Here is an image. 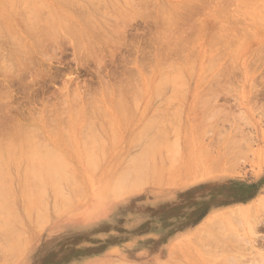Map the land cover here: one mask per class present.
Segmentation results:
<instances>
[{
    "label": "rangeland",
    "instance_id": "obj_1",
    "mask_svg": "<svg viewBox=\"0 0 264 264\" xmlns=\"http://www.w3.org/2000/svg\"><path fill=\"white\" fill-rule=\"evenodd\" d=\"M24 1L23 0H19V1L14 0V2H13V0H6V2H5V0H0V16H1V18H0V21H1L0 22V37H1L0 38V48L1 49L0 50H2V51H0V56L2 55V53H4V51L7 52V53L3 54L4 58H6V59L0 57V59L2 58V60H0V63L3 62L4 60H5L4 63L10 62L8 64L5 63L4 65H2V63L0 64L3 66V67L0 66V69H1V71H0V82L2 80V82L0 83V93L2 94V95L0 94V105H1L0 111L2 112V113L0 112V117H1L0 118V124H1L0 125L1 126L0 127V133L1 134L3 133L2 135H5V134L9 135V134L13 133V131L14 132L17 131L19 127L16 128L15 125L18 126V124H20V123H21L20 128H24V127L30 128L29 125H32L31 126L32 128H33V126L37 128L35 130V132H37L39 130V132L41 133V135H40V133H36V134H38L36 137V141L38 140L37 141L38 143L41 142L40 146H41V144H42V146H43V144H45V145L48 144L49 147L51 146L50 148H52V147L55 148L57 146H60V148H63V146H65L66 144L68 145L66 140H65L66 144L64 142V139L65 138L67 139V134H68L65 130L66 127H64L67 120H68L67 121L68 124L66 126H68L67 131L69 132V134H73V132L79 133L82 131L83 127H84L83 129H85V128L88 129V127H92L95 125L98 126L99 122H102L104 124L103 127L105 126V129H108V128L111 129V127H109L108 124L109 123L111 124L113 122L114 129L117 131V133H116V131H114V134H117L116 137L118 135H120V137L118 136V138L121 141H120V143H118L116 149L114 147L117 143H115L114 147L112 145L113 150H112V148L108 150V152L111 154L108 155V157L106 159V163L102 165L101 169L95 175V176H98V175L102 176L103 175L102 176L103 178L99 177V178H95V179H84V182H86V184H87L85 186L86 192L83 195L84 197L82 196L81 198H78L80 196L79 195L78 197H76V199L74 200V202L72 204H70L69 206H66L65 208H63L61 210H59L60 212L59 211L56 213L53 212L55 215L52 213V215H51L52 217L50 218L51 220L49 218H46V219H49V221L46 220L47 222H45V221L40 222L41 225H38V223H35L38 225L37 226L34 223L33 224L29 223V224L25 225L26 227L23 226L21 228L22 229V232H21L22 236L20 234H18L19 230L16 229V226L10 225L8 227V229H6L7 227L3 228L2 226H0V227H2L1 229H3V230L0 229V243H1L0 244V264H124V263L125 264H164V262H165V264H168V263L177 264L178 262L182 263V262L188 261L187 256H186L187 253H185V251H186L185 245L194 246L195 245L194 243L197 244L198 242L202 243L201 246L204 244L205 246L208 245V248L210 247L212 250L214 249L213 253H217L218 255H220V257L222 256V258H220L219 260L223 259L224 257H226V260H228L227 255L228 256L231 255V258H232V256H234L235 260H237V261H235V260H233L234 258H232L230 261L229 260L226 261V264H228L229 262H230V264H232V263L233 264H258V263L261 264V262L263 260V258L261 256L264 255V249L262 251L260 250V249L264 248V246H263L264 242L262 244V241H261L264 239V236H262V235H264V229H263L264 228V222L262 221V218L264 220V203H263L264 199H263V202L261 203V199L264 197V89H263L264 84H262V83H264V75H262V74H264L263 73L264 72V61H263L264 56L262 55L264 53V49H263L264 48V45H263L264 44V35H263L264 34V28H262L264 26V24H261L264 21V19H262L264 17V12H263L264 11L263 10L264 9V0H256V1H254V0H221V1L220 0H213V1L207 0L209 3L205 2L206 0L205 1L204 0H199V1L198 0H155V2H154V0H146V2H145V0H137L138 2L136 0H132V1L127 0V2H129V3L131 2L132 4H134L136 2L134 9L139 8L137 10V12L134 9H132L133 5L131 8L128 5H127V7H125L126 2L123 0H119V3L124 5L126 11L124 9H122L123 11L119 10L118 7H117V10H116V7H115V10H113L115 5L112 7V5H111L112 3L110 4L109 0H106V3H104L105 2L104 0H91L92 4L97 6V9L94 8L96 6H93V5L90 6L91 3L89 0L88 1L87 0H71L72 1L71 3H74L76 5H72V6L70 5L71 8L68 7L65 12L63 11L64 14L58 13L59 12L58 10H60L59 9L60 8V5H59L60 2L59 1H61V0H24ZM28 1H29V3H31L30 9H32L33 11H34V9H37V8L40 9L39 11H41L40 12L41 18L44 17V19H42L40 21L45 23L44 21H46V19L54 18V17H52V15L51 16L49 15L51 12L49 14H47L49 16L45 15V13H48L49 10L50 11L52 10L54 12L53 15L58 14V15L63 17L64 21H68L69 24L71 23L70 29H65V28L58 26L56 28L57 29L56 32L58 33L56 40L55 39L52 40L49 37H47L48 41H51V42L53 41V44L51 42L46 41L47 39H44L43 34L40 35V38L42 37L41 39H43V41H46L47 44L49 43L48 47H47L45 42L43 44L42 40L40 38H38L39 34H37L38 36L36 34H34L37 36V37L34 36L35 37L34 38L33 32H31V30H30V32L27 30V29L33 30V29H36L38 27L43 26V24H40L42 22L39 23L40 26H39V24L37 26H36V24H34L32 26L28 24V26H30L31 28L30 27L28 28V26L26 25L32 19V18L30 19V16L33 13L31 10H29L28 7H25L26 2H28ZM73 1H75V2H73ZM95 1H97L98 5H97V3H95ZM201 1L205 2V4ZM222 1L224 3H222ZM123 2H125V3L123 4ZM252 2H253V4H252ZM13 3H14V6H15V4H17L16 7H13ZM45 3H47V4H45ZM85 3H86V6H88V8L85 7ZM131 3H130V6H131ZM193 3L194 4L196 3L195 7L199 6L198 7L199 9L198 8H197V10L193 9L194 6L190 7V5ZM19 4L21 6H18ZM206 4H207V6H206ZM221 4H224V6ZM228 4H229V6H228ZM45 5H47V7ZM105 5H107V6H105ZM146 5H147V7H146ZM172 5H173V8H172ZM182 5H183V7H182ZM54 6H55V8H53ZM73 6H75V7H73ZM78 6H80V7L84 6L85 8L83 7V9L82 8L79 9L80 7L78 8ZM136 6H138V7H136ZM142 6L146 9L141 8L144 11L140 12L139 10H140V7H142ZM160 6H162V7H160ZM186 6H188V7H186ZM200 7H203V10ZM12 8H13V11L10 10ZM41 8L42 9L45 8L44 11ZM99 8H100V10H98ZM126 8H128V9H126ZM189 8H191L190 9L191 11H189ZM216 8H218V9L220 8V11ZM247 8H248V10H247ZM74 9L75 10L77 9L76 12ZM103 9H104V11H103ZM233 9H235V10H233ZM17 10L18 11L21 10V11L18 12ZM96 10H98V11H96ZM101 10L103 12H101ZM110 10H111V12H110ZM14 11L19 13V15H21V16L16 15L17 13L15 14ZM26 11H28L26 13V15L29 14L27 17L23 13ZM83 11H86V12H83ZM107 11H109V12H107ZM116 11L120 12L119 15ZM124 11L126 13H128V11H129V14H125V13H123V14L128 15L130 18H131V14L134 13V15H132V18H133V16H134V18L133 19L131 18V20H129L130 22L129 21L125 22L126 26H128V25L130 26V27L128 26V28L126 26H125V28L123 27L125 25L123 20H121L120 23L123 21L124 25L121 23L123 26H121V24H120L119 25L120 27L118 26V24L115 21H113V20H115L114 19L115 15L117 17H120V14ZM132 11H133V13H132ZM163 11H165V12L163 13ZM216 11H219V13ZM29 12H31V13H29ZM78 12H80L81 15ZM99 12H100V14H99ZM106 12L108 14H105ZM167 12L169 15L173 14L170 17L168 16L169 19L171 18L172 22L166 18ZM175 12L178 16L175 14ZM21 13L24 14L23 18H22L23 14H21ZM101 13H103V14H101ZM146 13H148V14H146ZM180 13L183 14L184 16L181 17L182 15ZM215 13L216 14L218 13V16L217 15L214 16ZM235 13H237L238 16L235 15ZM90 14H91V16H90ZM152 14H153V16H151ZM200 14H201V16H200ZM58 15H56V16H58ZM109 15L112 16L113 19H110L111 17ZM188 15L191 16V18ZM227 15H228V17L226 18ZM256 15H257V17H256ZM6 16H7V19H9L10 21L3 20L4 17H6ZM16 16H18L20 19H18V17H16ZM45 16H47L46 19H45ZM79 16L80 17L83 16V17L80 18ZM137 16L139 19L137 18ZM259 16H261V17H259ZM101 17L104 19H102ZM135 17L137 19H135ZM25 18H28V19L26 20ZM83 18L85 19V21H83L84 20ZM214 18H216V21L214 20ZM253 18H254V20H253ZM259 18H260L261 22H260ZM106 19L111 20V23H109V24H111L113 29L115 30L112 33L113 34L112 38L115 39L114 40L115 45L113 44L114 46L112 45V47H111V48H113V51L115 50L114 54H116V55L114 56V59L110 58L111 56H110L109 52H112V51L105 50L104 53L106 51L107 52L109 51L108 53L106 52L107 54L105 53V57L107 56L105 59L106 60L105 63H108L109 65L108 64L105 65V63H104V65L103 64L99 65L98 62L96 61V58H93V57L90 58L88 62L85 60H82L85 64L84 63L81 64L82 62H80V57L78 55V52L76 51V45L73 41L74 38L72 37V35L77 34V33H79L80 36L83 34H89V35L92 33L97 34L96 33L97 31L95 32V28H97L96 30L99 31V27H98V24H95V22H103V20H106ZM187 19H189V20L192 19V20L188 21ZM212 19L214 20L213 23H212ZM233 19H235V20H233ZM21 20L25 23L27 28L25 26L22 27L23 22ZM164 20L167 21L166 24H165ZM168 20H169V23H171V26H172V23L175 24V25L173 24L175 29L173 28V26L169 27L170 24H168ZM182 20H184L185 25L183 24ZM240 20L242 23L240 22ZM256 20H258L259 22L257 21V23H256ZM86 21L92 22V25L90 22H88L89 24H85V23H87ZM149 21H150V23H149ZM217 21H218V24H217ZM231 21L232 22L236 21V22L232 23ZM237 21H239V22H237ZM2 22L4 25L6 23L8 25L6 24V27H5L2 25ZM31 22H32V20H31ZM194 23H195V25H194ZM243 23L246 25L247 28L245 27V25H243ZM250 23H253L254 26L251 25V27H250ZM30 24H32V23H30ZM74 24L77 26H75ZM181 24H182V26H181ZM256 24H258V25L261 24V25L258 26ZM86 25L87 26L89 25V28ZM90 25L91 26L95 25V28H92ZM163 25H164V27H163ZM196 25H198V27ZM231 25H232L233 29H230ZM179 26L182 28L180 29ZM235 26H237V27H235ZM11 27L14 30L16 29L15 30V36H14L15 38L13 37V39H10L12 37L9 34V33H11L12 36L14 34L13 29L12 30L10 29ZM150 27H152V28H150ZM183 27H184V31L182 30ZM238 27H243L244 30L242 28H241L242 29L241 30ZM256 27H259V28H256ZM90 28H91V31H92V29L94 31L89 32ZM103 28L106 31H111L110 29H107L105 26H103ZM165 28H168V29L170 28V29H173L174 31L172 30L173 32L170 33V29H169L170 34H166L168 32L164 31ZM178 28L180 31L178 30ZM185 28H188V29L185 30ZM189 28H191L190 31H192V33L190 31H187V30H189ZM101 29H102V27H101ZM119 29H122V30L120 31ZM176 29L178 30V32H176L177 31ZM228 29H230L231 35H232V32L234 30H235L234 31L235 33L238 32L239 34L238 33L236 34L238 36V38H239V36L242 35L240 37V40H243L245 37L248 36L246 39H244L246 41L248 39L247 42H244V40H243L244 43H242V44H244V45H241V43H240V45L244 47V48L242 47L241 50H240L241 46L238 45L239 44L238 42L240 40L237 42L238 47L240 46L239 49L237 48L238 52H237V49L235 48L237 46L236 42H235L236 40L233 42V39L235 38L236 35L233 32V34L235 35L233 39L230 38V37H233V35L227 36ZM82 30H84V31H82ZM105 30H103V31H105ZM157 30H158V32H157ZM215 30H216V32H215ZM236 30H237V32H236ZM16 31L19 33L18 35L20 37L17 36ZM181 31H183L184 33ZM244 31H245V33H244ZM115 32L118 34L115 35L114 34ZM121 32L126 33V34H124L125 36L123 34H120ZM156 32H157L158 36H156ZM175 32H176V34H175ZM203 32L206 35H204ZM212 32H214V34ZM222 32H224V35L223 34L220 35V33H222ZM252 32L255 34H252ZM181 33H183L184 35ZM112 34H108V35H112ZM171 34H174L175 37L178 36L177 40H179L180 43L175 42L177 40H176V38H173L174 43H171V44H173V46L170 45V47L172 48V51L170 50L168 52L167 50H169L170 48L165 49L166 48L165 46L169 47V44L165 45V42H167V41H168L167 43L171 42L170 40H172V36H173ZM185 34H186V36H188V38H185L186 37ZM191 34H192V36H191ZM209 34L212 36H209ZM28 35H30V36H28ZM60 35H62L63 37L62 36L60 37ZM135 35H137L135 37L136 39L134 38ZM153 36H156L155 38L157 39V42H155L156 39ZM180 36H182V37H180ZM189 36H190V39H189ZM237 36L235 39H237ZM252 36H253V38H252ZM18 37H19V39H17L18 42L16 43L15 42L16 40H14V39H16ZM127 37L129 39H127ZM169 37H170V39H169ZM224 37L226 39H223ZM228 37H229V40L232 39V40H230L232 43H230V42L229 43L233 46L230 48H229L230 44L228 45L226 43L229 41L227 39ZM20 38H22L24 40H22ZM183 38H185V39H183ZM137 39H138V42H140V43H137ZM151 39H152V41H151ZM186 39L189 41H187ZM218 39H220V40H218ZM37 40H40L42 43L39 41L37 42ZM133 40H135V41H133ZM153 40H154V42H153ZM163 40H165V41L163 42ZM191 40L193 41L192 43H191ZM210 40H211V42H210ZM19 41H22L25 44L22 42H19ZM123 41H125V43ZM181 41H183V42H181ZM220 41H222V42H220ZM65 42H67V44ZM129 42H130V44H129ZM151 42H152L153 46H152V44H150ZM185 42H187L188 44L187 43L185 44ZM223 42H225V43H223ZM18 43H19V45H18ZM120 43H122V44H120ZM233 43H235V44H233ZM260 43H262L263 46ZM14 44L17 46V48ZM20 44H22V45L24 44V46H22ZM42 44L44 45V48H43ZM174 44H175V46H174ZM226 44H227V46H226ZM256 44L258 46L260 44V46H262L263 48L261 49V47H258ZM55 45H56V47H55ZM64 45L66 48L64 47ZM123 45H124V47H123ZM176 45H177V47L179 46L178 49L176 48ZM182 45H184V46H182ZM19 46L20 47L22 46L23 50H21L22 48H20ZM181 46H182V48H181ZM193 46H194V48H193ZM225 46H226V48H225ZM28 47L30 50L28 49ZM257 47L259 50L257 49ZM254 48H256V51ZM125 49H126V51H125ZM191 49L192 50L194 49L193 51L196 53L192 52ZM235 49L237 52V53L235 52L236 55L233 52V51H235ZM36 50H38V51H36ZM116 50L118 51V53ZM180 50H182V51H180ZM260 50L263 51V53L260 52ZM29 51H31V52H29ZM40 51H42L43 53L42 52L39 53ZM175 51H177L178 53ZM230 51L233 52L232 54H233L234 59L236 58L235 60L230 59L232 57L231 56L232 54ZM253 51H254V54H253ZM257 51H259L263 57L258 56L259 54ZM25 52H27V53L25 54ZM28 52L30 55L32 53L31 59H29L28 61L26 59L22 60L25 57L24 55H26V58H27V56H29ZM167 52L169 54H167ZM217 52H218V54H217ZM255 52H257V53L255 54ZM9 53L13 56L10 57L11 55ZM58 53H59V55H58ZM181 53H183V54H181ZM191 53H193V54L190 55ZM43 54L45 55V57L47 55L48 58H51V57L52 58L48 60L47 57L44 58ZM220 54H222L223 56L222 55L220 56ZM168 55L171 58L167 57ZM214 55L217 57H213ZM253 55L257 56V58L252 57ZM35 56H37L38 59ZM160 56H162V57H160ZM173 56H174V58H173ZM189 56H192V58L191 57L189 58ZM32 57H33V59H32ZM53 57H55V58H53ZM259 57L262 60L259 59ZM218 58H220V60H217ZM250 58L252 59V61ZM34 59L38 60V61H35ZM150 59H152V60H150ZM169 59H171V60H169ZM32 60H34V61H32ZM131 60H132V62H131ZM190 60H192V61L190 62ZM225 60H227V61H225ZM253 60L255 61V63ZM258 60H260V61H258ZM122 61H124V62H122ZM171 61H172V65L174 62H176V64H178L177 68L179 70L176 69L177 71L176 70L174 71V69L176 68L175 65H174L175 67L172 66V67H174V69L172 68L171 69L172 71L170 70L171 63H169V62H171ZM216 61H217V63H216ZM19 62H21V63H19ZM34 62L36 63L37 66H35ZM38 62H39V64H38ZM42 62H43V64H42ZM229 62H231V63L229 64ZM232 62H234V64H232ZM27 63L28 64L30 63V64L28 65ZM140 63H142V64H140ZM184 63H186V65ZM12 64H13L12 68H15V70L12 68H11L12 70L11 69L6 70L7 69L6 67L9 68V67H11L10 65H12ZM44 64H45V66H44ZM166 64L167 65L170 64V65L167 67ZM189 64H190V66H189ZM228 64H229V66H228L229 68L227 67ZM252 64L255 65V67ZM256 64L257 65L260 64V66L257 67ZM16 65L19 68H17ZM32 65H33V67H32ZM146 65H148V66H146ZM221 65H222V69L220 68ZM223 65H225V66H223ZM236 65L239 68H237ZM248 65H249V67H248ZM21 66H22V68H20ZM43 66H44V69H43ZM101 66H102V68H99ZM103 66H105V67H103ZM212 66L214 67V69ZM232 66H234L236 70H234V67H232ZM209 67L211 68L210 72L208 71L210 69ZM230 67H231V69H230ZM2 68H4V69H2ZM31 68H34L35 71H34V69H31ZM166 68H169V70ZM226 68L228 70L225 71ZM249 68H251L252 70L251 69L249 70ZM253 68H254V70H253ZM20 69H22V70L20 71ZM25 69L28 70V71L26 70V73H25ZM98 69L99 70L101 69V70L99 71ZM102 69H103V71H102ZM110 69H111V71H110ZM218 69H220V70H218ZM29 70H30V72L32 71L31 73L32 74L34 73V75H35V73L38 74L39 72H41L40 75H38L36 77V79L33 78L35 81L34 80L30 81L32 84L31 83L28 84L29 78L31 80V78L35 77V76L34 75L32 76V74L29 72ZM166 70L168 72H166ZM180 70L184 71V72H181L183 74V75L181 74V76H183L184 79L185 78H187V79H186V82L184 81V83H182L181 85H176L175 82H173V81H175L174 80V78L176 77L175 75H177V72L180 73ZM134 71H136V72H134ZM223 71L225 73V77H224ZM232 71L234 72V74ZM27 72H29V73H27ZM98 72L100 73V75ZM148 72H149V74H147ZM214 72H215V75H214ZM235 72H236V74H235ZM250 72H251V74H249ZM48 73H50V74H48ZM96 73L98 75H96ZM137 73L138 74L140 73V74L138 75ZM167 73H169V74L166 75ZM216 73H218V74L216 75ZM7 74H9V76ZM27 74H29V76ZM52 74H53V76H52ZM108 74H111L112 76L111 75L108 76ZM120 74L123 77V79L120 76ZM190 74H192V75L190 76ZM226 74L229 75L230 80L228 77H226L227 76ZM12 75H14V76H12ZM20 75H22L23 77L22 76L19 77ZM49 75H51V76H49ZM212 75H213V77H212ZM259 75H260V78L258 79ZM40 76L41 77L44 76V77H42V79H41ZM167 76L173 78V80H171V83H169V84L166 82L169 79V77H167ZM204 76H206L207 78H205ZM215 76L218 78H216ZM261 76H263V78ZM104 77L105 78L108 77L107 79L109 80L110 83H108V80L106 81V83H104L105 81H103V80H106V79H102ZM132 77H134V78L132 79ZM135 77H137V79ZM138 77L140 80L138 79ZM223 77H224V80H223ZM99 78H101V80ZM110 78H112V80ZM164 78L167 80L165 81ZM172 78H170V79H172ZM211 78H212V80H211ZM213 78H214V80H213ZM219 78L222 80H219ZM226 78H227V81H226V83H224L223 81H225ZM27 79H28V81H26ZM39 79H41V80H39ZM257 79L259 82L257 81ZM22 80H24V81H22ZM119 80L121 83L119 82ZM122 80H123V82H122ZM124 80H126V81H124ZM209 80L212 82L210 83ZM228 80L230 81V83ZM214 81H216V82L220 81V83H216ZM251 82H253L254 84ZM255 82H257L258 84ZM107 83H108V85L110 84V87L107 85ZM114 84H116V85H114ZM126 84H128V85H126ZM216 84L219 87L215 86ZM220 84H223V85H220ZM210 85H211V87H210ZM30 86H32V87H30ZM95 86H97L98 88ZM121 86H124V89L121 88ZM183 86H184V89H183ZM205 86L207 88H205ZM212 86L215 87V89ZM33 87H35V88L33 89ZM75 87H78L79 91H77L78 89ZM139 87H140V89H138ZM80 88L82 91L81 94H80V92H81ZM105 88H107V89L105 90ZM174 88H176V91L174 90ZM6 89L9 93H7ZM32 89H33V91H32ZM68 89H69V91H68ZM115 89H119V90H115ZM125 89H126V91H125ZM128 89H130V90H128ZM201 89H203V90H201ZM209 89H210V91H209ZM71 90H72V92H71ZM97 90H99V91H97ZM108 90H109V92H108ZM87 91H90L91 94H90V92H87ZM95 91H97V93H95ZM119 91H120V93H119ZM137 91H138V94L136 93ZM5 92H6L7 97L9 99L6 98V100H5V98H4L6 96ZM64 92L66 93V95ZM78 92H79V94L76 96L78 99L79 98L80 99L77 100L76 98H74V100L79 103L78 105H76L77 102L74 103L72 95L74 94V96H75V93L77 94ZM121 92H122V94L125 95V97H123L124 95L122 96ZM156 92H158V93H156ZM206 92H208V93L205 94ZM85 93H86V97H85ZM98 93H100V94H98ZM117 93L119 95H117ZM173 93H175V94H173ZM199 93H201V94H199ZM83 94H84V97H82ZM94 94H96V95H94ZM115 94H116V96H115ZM9 95H10V97H9ZM80 95H82V96H80ZM89 95H90V97H89ZM202 95H203V98H202ZM69 96L71 97V100H69V98H70ZM131 96H133L134 98ZM115 97L118 99H116ZM135 97L137 100L135 99ZM95 98H96V100H98V99L100 100V101L98 100L99 104L97 103V101L93 100ZM122 98L123 99L126 98L128 100V103H127V101L125 102ZM64 99L66 101L65 103H63ZM87 99L89 101L95 102V103H89V101ZM134 99H135V101H133ZM7 100H9V102ZM121 100H122V102H120ZM204 100H206V101H204ZM69 101H71L72 104L74 103L75 107ZM86 101H88V102H86ZM161 101L165 102L164 104L162 102V104L164 106L161 105ZM203 101H204V105H206V106L202 105ZM138 102H140V103H138ZM216 102H217V104H216ZM10 103L13 105H11ZM59 103H61V104H59ZM133 103L136 104V106ZM158 103L162 107L157 106ZM199 103L201 106L199 105ZM45 104H47V105L45 106ZM100 104H101V106H100ZM209 104H210V108L208 107ZM89 105H90V107H89ZM95 106H96V108L101 107L100 111H99V109H97L98 112H96ZM79 107L81 109H80V111L78 110L79 113H77L75 110L78 109ZM48 108H50V109H48ZM61 108L65 112H63L61 110ZM73 108H76V109H74V111L76 112V117H77V114H79L77 119L81 118V120H82V121H80V123L76 122L75 128L73 127L74 129L72 128V126H73L72 123L74 121H77V120H74L75 118L72 119L73 118L72 116L75 114L72 110ZM89 108H91V109H89ZM121 108L123 109V111ZM253 108H254V110H253ZM2 109H3V111H2ZM158 109H159V112L157 111ZM60 110H61V113L59 114ZM204 110H206V111H204ZM240 110H242V111H240ZM85 111H87V112H85ZM101 111H103V113ZM152 111H154V112L156 111V113L154 114V113H152ZM167 111H168V113H167ZM124 112H126V114H127V116H125L126 118L123 119V120H126V124L122 120L123 116H121L124 114ZM206 112H207V114H206ZM229 112H231V113H229ZM128 113H130L129 117H128ZM143 113H144V115H143ZM157 113H159V118L157 115V117H155V120L157 119L156 121H158V122H154V124L155 123H158V124L157 125L153 124L154 126H152V125L150 126L149 122L148 123L145 122L144 126H145V129H146V127L151 129V130H149L150 136L151 135L159 136L160 134H158L159 133L158 131L160 130V126L162 124L161 121H165V123L167 121L168 125L166 126V129L164 128L165 129L164 135L166 137V142H164L165 144H163V146L161 148L160 147L158 148V149H160L158 151L161 152L160 153L161 156H159V157L160 158L164 157V158H162V160H164L163 163H165L166 166L164 164H159L162 167V171H160L157 178H154V179L151 178L148 180H144L143 182L139 181L141 184L139 182H137V180L135 183L134 182L135 180H133L134 178L131 179V177L134 176L135 174L134 175L131 174V177L128 176L129 179H131V181L128 180V177H127L128 182H126V180H125L126 184H125V186L122 187L124 189L123 192H121L122 194L116 193V194H120L119 196H116V195L113 196L110 192L108 193L107 191H105L104 194H102L100 190H102L103 185L106 184L105 179L107 178V175L109 174L108 178L110 179V177L113 174H115V171H116V173H118V171L123 170V168H125L126 164L129 163L131 158L133 159V164H134L135 159L139 161V162H137L135 160L136 164L134 165L135 168L137 167V170H138V168L140 167V166L138 167V165H140V161L144 157L143 152L145 151V148H146L145 146H147L150 143V141H151V139H153V137L152 136L150 138L148 137L147 139H145V142L143 141L144 144L147 141L145 146L143 143H141L142 142L141 140L140 141L135 140L132 143H130V137H132L134 131L139 129L138 127L143 125V122L145 120H147V118L149 119V117H150V116H148L149 114L156 116ZM5 114H7V115H5ZM61 114H62V116L64 115V118H68V119L67 120L63 119V117H61ZM102 114H104V115L106 114L107 116H108V114L112 115L113 118L112 117L110 118V116H109V118H110L109 119L106 115L104 116ZM224 114H226V115H224ZM90 115L93 116L94 118L93 119H92V117L90 118ZM131 115L133 116V118ZM204 115H206V116H204ZM14 116H16V117L13 118ZM95 116L97 117V119H95L96 118ZM102 116L106 117V119L104 118L105 119L104 120ZM130 116H131V119H129ZM163 116H166L167 119ZM28 117L31 119H28ZM74 117H75V115H74ZM85 117L90 122H88L85 119ZM174 117H176V118H174ZM51 118H54V119L52 120ZM107 118L111 122L108 121ZM173 118H174V120L176 119L175 120L176 122L174 120H172ZM13 119L17 120L16 124H15V121ZM62 119H63V121H65V120L66 121L63 122ZM111 119H114V121H112ZM160 119H162V120H160ZM48 120H50L51 122L53 121L52 122L53 124H51V125H54V126H51L50 122ZM106 120L108 122H106ZM128 120H131L129 123V126H127ZM196 120L198 121V125L196 124ZM18 121H19V123H17ZM46 121H48V122H46ZM85 121L88 123L85 124ZM91 121H92V123H91ZM4 122L6 123L5 125H4ZM61 122H63L64 126L61 125ZM172 122H174L173 123L174 127L171 126ZM89 123H91V126H89ZM191 123L193 124V126ZM22 124H23V127H22ZM25 125H27V126H25ZM55 126H57V127L55 128ZM207 126L209 128H207ZM6 127H8L7 128L8 130H6ZM9 127L11 129L13 127V130H11ZM63 127H64V129L62 130ZM123 127H124V129H123L124 131H122ZM155 127H158V128H155ZM3 128H4V130H2ZM49 128H53L52 131ZM125 128H127V130H125ZM169 128L170 129L173 128V129L170 130ZM34 129L35 128H33V130ZM54 129L57 132L56 131L54 132L53 131ZM86 129L84 132H86ZM9 130H11V132ZM64 130H65V132H64ZM152 130H154V131H152ZM168 130H170V132ZM6 131H7V133H5ZM62 131H63V133H62ZM143 131L142 132L139 131L138 136L140 134V137L146 138L147 137L146 133L148 131L145 133V136H141V134L144 135ZM70 132H72V133H70ZM64 133H66V135ZM136 133H137V131H136ZM55 134H57V135H55ZM63 134H64V136H63ZM2 135H0L1 138H3ZM6 135L4 137L6 139H8ZM34 135H35V133H34ZM168 135H169V137H167ZM177 135H179V136H177ZM54 136H56V137H54ZM34 138H35V136H34ZM138 138L139 137H137V139ZM44 139H46V140L43 141ZM248 140H250V141L248 142ZM129 144L131 147H129ZM176 144L178 145V148L180 147V150L176 147L177 146ZM45 145H44V147H47L45 149H48V146H45ZM225 146L229 149H225L226 148ZM142 147H144V148H142ZM176 149H178V150H176ZM155 150H157V148H155ZM224 150L228 154H225ZM172 151H173V153H172ZM127 152H129L131 154L133 153L132 155H134V156L132 157L131 154H130V156H127ZM222 154L224 156H222ZM158 155H159V153L156 152V159L158 161H160V158L158 159ZM174 155H176V156H174ZM210 158H215V162H213V159H210ZM216 160H219L220 164H218ZM225 160L226 161L228 160L227 166L230 163L232 165L230 164L228 166V168H226L227 166L226 167L224 166V165H226ZM160 162L162 163V161H160ZM173 162H175L176 164H173ZM137 163H139V164H137ZM189 163H193V164L189 165ZM211 163L213 165L217 164V166L220 165V168H218V167L216 168V166H214V167L210 166ZM180 165H182V166H180ZM197 165H199V166H197ZM163 166H165V167H163ZM168 166H170V168ZM192 166H195V167L193 168ZM208 166H210V168H208ZM231 166H232V168H231ZM233 166H235V167H233ZM182 167H184V168H182ZM197 167H199L200 169ZM223 167L227 170H223L224 169ZM179 168L180 169L182 168L183 170H178ZM188 168H190V169H188ZM139 171L142 172L140 168H139ZM180 171H181V173H180ZM196 171H197V173H195ZM205 171H206V174H204ZM225 171H227V172H225ZM115 176H116V174H115ZM113 177H111V179L115 178V177L114 178ZM152 177H154V176H152ZM132 180L135 184L134 186H136L137 188L134 186L132 188H131V186H130V188H128L130 185V182H132ZM127 183H128V186H127ZM137 183H139V184H137ZM132 184L133 183H131V185ZM95 186H96V188H95ZM97 187L99 189H97ZM124 187L127 189H125ZM109 195H111V196H109ZM257 202L260 204H258ZM250 204L252 205L251 207H249ZM236 206H238L239 208ZM253 206H254L253 210H255L257 212V213H254V215H255L254 221L252 219L251 220L249 219V218H253L252 216H254L253 215L254 211L252 210ZM234 207H236V208H234ZM247 207L251 208L252 211L249 210V208H247ZM258 207L261 208L260 212L258 211L259 210ZM227 209L229 211L231 209L234 214H232V211L228 212ZM235 209H239V211L237 210L238 211L237 212V211H235ZM249 211L252 212L251 217H250ZM248 212H249V215H248ZM228 214L231 215L232 217H230ZM256 215L261 216V218H258L259 216H256ZM223 216H224V218H223ZM22 217L24 219L23 215H22ZM215 218H220L221 219V220H219L220 223ZM211 219H215V221H217V222H214L215 225L211 224V222H210ZM225 219H227V222L224 221ZM258 219H260V220H258ZM256 221H258V222H256ZM207 222L209 223V225H207ZM237 222H238V224H239V222H241V225L240 224L238 225ZM218 223H219V226H218ZM246 223H247V225H246ZM255 223H256V225H255ZM42 224H44V225H42ZM259 224H260L259 227L261 228V230L259 229V227H257V225H259ZM221 225H224V227ZM250 225H253L254 229H251ZM262 225H263V228H262ZM39 226H41V227H39ZM205 226H209L210 230H209V228H207ZM241 226H242V228H241ZM203 227H204V231H203ZM220 227L225 228L226 231L230 230L231 233H230V231L227 233L225 231V233L227 235H228V233L230 234L229 236H227V235L226 236L228 238L234 237L235 239L232 238L233 239L232 240L230 238L229 239L226 238V236H224L225 234H222L223 230H225V229H222V228L220 229ZM256 228L260 230L256 235L259 234V236L263 237V239H261L262 237H260V238L258 237L261 240L256 239L257 243L254 241L255 237L252 238V230H254V233H256V231H257V230H255ZM199 229L203 233L202 232L200 233ZM8 230H10V231H8ZM220 230H222V232ZM218 231H219V234H222L223 236L218 235L217 234ZM235 231H236V233L238 232L237 234H239L240 236L237 235L236 233H234ZM209 232H211V233H209ZM213 233L216 234V237H215V235L213 236ZM26 234H27V236H26ZM200 234L201 235L203 234L202 236H203V238L206 237L205 239H207L209 237V239H207L209 241H210V237L212 236L215 238H212L211 241L214 242L217 239V241L220 240L221 242H224V244L223 243L218 244V242L214 243L215 246L218 245V249H217L213 244H212L213 246H210L209 241L204 240V239L202 241V236ZM231 234L232 235L234 234V235L231 236ZM23 235L26 236V238ZM192 235H195V238H193ZM236 235H237L239 240L236 239L237 238ZM253 235L255 236V234H253ZM2 236H4V237H2ZM20 236H21V238H20ZM1 237L4 239H1ZM12 237L16 238V239H13ZM190 237H192L195 240V242ZM243 237L247 238L248 242H245V243H250V245L245 244L246 247H244V241L242 239ZM198 238L201 240H199ZM225 238L227 240H225ZM246 238H245V241H246ZM252 239H254L253 241L258 246L253 243ZM14 240H16V241L20 240L19 242L21 244L18 242L19 245L17 246L18 243H15L16 241H14ZM188 240L191 242H189ZM4 241H6V242H4ZM235 241L238 244L234 243ZM260 241H261V244H260ZM205 243H208V244H205ZM239 243H243L241 246H243L242 247L243 250L246 249L243 252L246 251L247 253L242 254V251L240 249H239L240 252H237V253L233 252V248L235 247L234 245H236V246L238 245L237 247H235L237 249L238 247H240ZM15 244H16V246H15ZM225 244L228 246L226 247ZM19 246H20V248L18 250L17 247H19ZM247 246H249V247H247ZM9 247H11V249H8ZM189 247H191V246H189ZM252 247H255V248H253L254 250L252 249ZM206 248H207V246H206ZM12 249H14V250H12ZM227 249H228V251H227ZM216 250H219V252ZM250 250L252 252H254V251L257 252V253H255V252L254 253H255V257L258 259V262H257L256 258L254 257V255L250 254V253H252ZM208 251L210 252V250H208ZM226 251L227 252L230 251V254L225 253ZM236 251H238V250H236ZM210 253H212V251ZM258 253L262 254L261 256L259 255V257L262 260H259V257L256 256ZM235 254H236V256H235ZM240 254L242 256H240ZM208 255L207 256L205 255V256L208 257ZM238 256H239V258H238ZM253 257H254V259H252ZM253 260H255V261L253 262ZM223 261H225V258L222 260V262ZM231 261H233V262H231ZM116 262H118V263H116ZM262 263L264 264V262H262Z\"/></svg>",
    "mask_w": 264,
    "mask_h": 264
},
{
    "label": "bare ground",
    "instance_id": "obj_2",
    "mask_svg": "<svg viewBox=\"0 0 264 264\" xmlns=\"http://www.w3.org/2000/svg\"><path fill=\"white\" fill-rule=\"evenodd\" d=\"M19 1V0H18ZM24 1V0H23ZM88 1V0H87ZM90 1V6H96V5H94V4H92V2H91V0H89ZM105 1V2H104ZM103 2L104 3H106V0H104ZM123 1H125V2H123V4L125 3L126 4V6L125 7H127V5L131 8L132 7V5H133V7H132V9H134V6H135V3L134 4H132L131 2V6H130V3L129 2H127V0H123ZM130 1H132V0H130ZM137 1V0H136ZM199 1V0H198ZM205 1V0H204ZM213 1V0H212ZM221 1V0H220ZM254 1H256V0H254ZM5 2H6V0H5ZM13 2H14V0H13ZM17 2V1H16ZM15 2V3H16ZM25 2V1H24ZM60 3H59V5H60V10H58L59 12L58 13H62V14H64L63 13V11L65 12L66 10H67V8L68 7H70V5L72 6V5H76V4H74V3H71L72 1L71 0H61V1H59ZM73 2H75V1H73ZM81 2V1H80ZM109 2H110V4L112 5V7L114 6V9L113 10H115V7H116V10H117V7H118V9L119 10H122V9H124L125 10V7H124V5H122L121 3H119V0H109ZM134 2V1H133ZM138 2V1H137ZM145 2H146V0H145ZM148 2V1H147ZM154 2H155V0H154ZM201 2H203V1H201ZM205 2H208L207 0L205 1ZM205 2H203L204 4H205ZM227 2V1H226ZM230 2V1H229ZM228 2V3H229ZM242 2V1H241ZM250 2V1H249ZM258 2V1H257ZM263 2V1H262ZM89 3V2H88ZM95 3H97V1H95ZM168 3V2H167ZM188 3V2H187ZM209 3V2H208ZM222 3H224L223 1H222ZM248 3V2H247ZM31 3H29V1L28 2H26V6L25 7H28L29 8V10H31L33 13H32V15L30 16V19L32 20V22H31V20H30V22L29 23H27L26 25L28 26V24L29 25H34V24H36V26L40 23V22H42V21H40V20H42V19H44V17L43 18H41V11H39L40 9L39 8H37V9H34V11L32 10V9H30V5ZM45 4H47V3H45ZM139 4V3H138ZM161 4V3H160ZM190 4V3H189ZM216 4V3H215ZM241 4V3H240ZM252 4H253V2H252ZM261 4V3H260ZM16 5L17 4H15V6H14V3H13V7H16ZM80 5V4H79ZM97 5H98V3H97ZM104 5V4H103ZM141 5V4H140ZM162 5V4H161ZM195 5H196V3L194 4H191L190 5V7L192 6H194L195 7ZM221 5H223L224 6V4H221ZM244 5V4H243ZM18 6H21L20 4L18 5ZM23 6V5H22ZM46 7H47V5H45ZM105 6H107V5H105ZM145 6V5H144ZM163 6V5H162ZM162 6H160V7H162ZM171 6V5H170ZM206 6H207V4H206ZM228 6H229V4H228ZM231 6V5H230ZM240 6V5H239ZM248 6V5H247ZM262 6V5H261ZM9 7V6H8ZM49 7V6H48ZM59 7V6H58ZM73 7H75V6H73ZM80 6H78V8H79ZM84 7V6H83ZM83 7L81 6L79 9H83ZM85 7H87L88 8V6H86V3H85ZM84 7V8H85ZM99 7V6H98ZM136 7H138V6H136ZM146 7H147V5H146ZM154 7V6H153ZM182 7H183V5H182ZM186 7H188V6H186ZM193 7V9H196L197 10V8L199 7H195L194 8ZM213 7V6H212ZM211 7V8H212ZM215 7V6H214ZM27 8V9H28ZM53 8H55V6L53 7ZM71 8V7H70ZM94 8H96L97 9V6L96 7H94ZM108 8V7H107ZM141 8H144L143 6L142 7H140V12L142 11H144V10H142ZM164 8V7H163ZM172 8H173V5H172ZM180 8V7H179ZM185 8V7H184ZM200 8H202V10H203V7H200ZM222 8V7H221ZM17 9V8H16ZM22 9V8H21ZM42 9V8H41ZM45 9V8H44ZM44 9H42L43 11H44ZM105 9V8H104ZM104 9H103V11H104ZM109 9V8H108ZM107 9V10H108ZM126 9H128V8H126ZM139 8H136V9H134L136 12H137V10H138ZM144 9H146V8H144ZM154 9V8H153ZM162 9V8H161ZM165 9V8H164ZM169 9V8H168ZM191 8H189V11H191L190 10ZM199 9V8H198ZM216 9H218V8H216ZM226 9V8H225ZM2 10V9H1ZM9 10V9H8ZM10 10H12L13 11V8L12 9H10ZM28 10V11H29ZM70 10V9H69ZM68 10V11H69ZM75 10V9H74ZM77 10V9H76ZM76 10H75V12H76ZM95 10V9H94ZM98 10H100V8L98 9ZM98 10H96V11H98ZM148 10V9H147ZM170 10V9H169ZM174 10V9H173ZM187 10V9H186ZM201 10V9H200ZM219 11H220V8L218 9ZM233 10H235V9H233ZM247 10H248V8H247ZM261 10V9H260ZM264 10V9H263ZM18 11V10H17ZM21 10H19L18 12H20ZM28 11H26V12H23L25 15H26V13L28 12ZM55 11V10H54ZM102 10H101V12H103ZM123 11V10H122ZM126 11V10H125ZM122 12L121 14H120V17H117L115 14V17H114V19L115 20H113V21H115L117 24H118V26L122 23L123 25H124V23L125 22H127V21H129V20H131V18H132V15H134V13H133V11H132V13L133 14H131V18L128 16V15H125V14H129V11H128V13H126V12ZM219 11H216V12H218L219 13ZM51 12V13H50ZM72 12V11H71ZM83 12H86V11H83ZM107 12H109V11H107ZM105 13V14H108V13ZM110 12H111V10H110ZM113 12V11H112ZM117 13H118V15H119V11H116ZM135 12V13H136ZM146 12V11H145ZM144 12V13H145ZM153 12V11H152ZM160 12V11H159ZM165 11H163V13H164ZM180 12V11H179ZM203 12V11H202ZM264 12V11H263ZM13 13V12H12ZM14 13L16 14L17 12H15L14 11ZM23 13H21V14H23ZM29 13H31V12H29ZM50 13V14H49ZM53 11L51 10H49V12L48 13H45V15H47V14H49L50 16L52 15V17H54V18H49V19H46V17L47 16H49V15H47V16H45V19H46V21H44L45 23H40V24H43V26L42 27H38V28H36V29H27L29 32H30V30H31V32H33V37L34 36H36L37 34H39V37L38 38H40V35H42L43 34V37H44V39H47V37H49L50 39H52V40H56V38H57V32H56V28L58 27V26H60V27H62V28H65V29H70V24H69V22L68 21H64L63 20V17L62 16H60V15H58V14H56V15H58V16H56V15H53ZM80 15H81V13L80 12H78ZM90 13V12H89ZM123 13H125V14H123ZM218 13L216 14H214V16L215 15H217L218 16ZM246 13V12H245ZM3 14V13H2ZM24 14H23V16H22V18L24 17ZM72 14V13H71ZM85 14V13H84ZM92 14V13H91ZM91 14H90V16H91ZM94 14V13H93ZM99 14H100V12H99ZM101 14H103V13H101ZM146 14H148V13H146ZM154 14V13H153ZM153 14L151 15V16H153ZM166 14V13H165ZM164 14V15H165ZM175 14H176V12H175ZM179 14V13H178ZM181 14V13H180ZM186 14V13H185ZM221 14V13H220ZM229 14V13H228ZM234 14V13H233ZM263 14V13H262ZM14 15V14H13ZM16 15H19V13H17ZM29 14H27L26 15V17L28 16ZM44 15V14H43ZM83 15V14H82ZM112 15V14H111ZM142 15V14H141ZM161 15V14H160ZM167 19H169L168 18V16L170 17L171 15H173V14H168V12H167ZM165 15V16H166ZM177 15V14H176ZM182 16L181 17H183L184 15L183 14H181ZM232 15V14H231ZM235 15H237V13H235ZM19 16H21V15H19ZM85 16V15H84ZM106 16V15H105ZM110 16V15H109ZM108 16V17H109ZM145 16V15H144ZM178 16V15H177ZM187 16V15H186ZM189 16V15H188ZM200 16H201V14H200ZM238 16V15H237ZM236 16V17H237ZM246 16V15H245ZM253 16V15H252ZM262 16V15H261ZM261 16H259V17H261ZM16 17H18V16H16ZM80 17V16H79ZM83 17V16H82ZM82 17H80V18H82ZM111 17V18H110ZM109 18L110 19H113L112 18V16H110ZM163 17V16H162ZM180 17V16H179ZM178 17V18H179ZM190 18H191V16H189ZM228 17V15L226 16V18ZM250 17V16H249ZM256 17H257V15H256ZM0 18H1V16H0ZM6 18V19H5ZM21 18V19H22ZM41 18V19H40ZM102 18V17H101ZM133 18H134V16H133ZM132 18V19H133ZM137 18H138V16H137ZM136 17H135V19H137ZM144 18V17H143ZM155 18V17H154ZM165 18V17H164ZM177 18V19H178ZM203 18V17H202ZM239 18V17H238ZM248 18V17H247ZM18 19H20L19 17H18ZM26 20L28 19V18H25ZM84 19V18H83ZM102 19H104V18H102ZM139 19V18H138ZM157 19V18H156ZM166 19V20H167ZM175 19V18H174ZM219 19V18H218ZM257 19V18H256ZM262 19H264V17L262 18ZM3 20H8V21H10L9 19H7V16L6 17H4V19ZM24 20V19H23ZM121 20H123L124 21V23H123V21L120 23V21ZM142 20V19H141ZM166 20H164V22H165V24L167 23V21ZM171 22H172V20H171V18L169 19ZM169 20H168V24H170L169 25V27L171 26V23H169ZM180 20V19H179ZM188 21H191L192 19H187ZM214 20L216 21V18H214ZM213 19H212V23H213V21H214ZM233 20H235V19H233ZM238 20V19H237ZM248 20V19H247ZM253 20H254V18H253ZM259 20H260V18H259ZM22 21V20H21ZM83 21H85V19L83 20ZM134 21V20H133ZM143 21V20H142ZM151 21V20H150ZM150 21H149V23H150ZM163 21V20H162ZM177 21V20H176ZM181 21V20H180ZM219 21V20H218ZM218 21H217V24H218ZM222 21V20H221ZM243 21V20H242ZM257 21L258 20H256V23H257ZM263 21V20H262ZM1 22V21H0ZM23 22V21H22ZM87 22V21H86ZM88 22H90V21H88ZM85 23V24H89V23ZM114 22V23H115ZM130 22V21H129ZM128 22V23H129ZM182 22H183V24H184V20H182ZM232 22V21H231ZM234 22V21H233ZM232 22V23H233ZM236 22V21H235ZM234 22V23H235ZM237 22H239V21H237ZM240 22H241V20H240ZM253 22V21H252ZM259 22V21H258ZM260 22H261V20H260ZM264 22V21H263ZM261 23V24H264V23ZM10 23V22H9ZM30 23H32V24H30ZM91 23V25H92V22H90ZM109 23H111V20H103V22H95V24H98V27H99V31L98 30H96L97 28H95V25H93V26H91L92 28H95V32L97 33V34H95V33H92V34H83V35H81L80 36V34L79 33H77V34H74V35H72V37L74 38L73 39V41H74V43H75V45H76V51L78 52V55H79V57H80V62H82L81 64H83L84 62L82 61V60H85V61H89V59L90 58H96V61L98 62V64L99 65H104V63H105V59H106V57H105V53L107 52H105L104 53V51L105 50H109V51H112V52H109L110 53V58L111 59H114V56L116 55V54H114L115 52V50L113 51V48H111L112 47V45L114 44V40L115 39H113L112 38V36H113V32L115 31L114 29H113V27H112V25L111 24H109ZM132 23V22H131ZM181 23V22H180ZM179 23V24H180ZM190 23V22H189ZM215 23V22H214ZM221 23V22H220ZM242 23V22H241ZM255 23V22H254ZM7 24V23H6ZM6 24L4 25L3 24V22H2V25L3 26H5L6 27ZM23 25H22V27H26V25H25V23L23 22L22 23ZM40 24H39V26H40ZM100 24V25H99ZM121 24V26H123ZM130 24V23H129ZM154 24V23H153ZM167 24V25H168ZM173 24L174 23H172V26H173ZM177 24V23H176ZM199 24V23H198ZM260 24V25H261ZM8 25V24H7ZM10 25V24H9ZM45 25V26H44ZM75 25V24H74ZM175 25V24H174ZM185 25V24H184ZM194 25H195V23H194ZM234 25V24H233ZM236 25V24H235ZM243 25H245L244 23H243ZM251 25H253L254 26V24L253 23H250V27H251ZM256 25H258V24H256ZM260 25H258V26H260ZM72 26V25H71ZM75 26H77V25H75ZM87 26V25H86ZM102 27V29H101V27ZM103 26H105L107 29H110L111 31H106L104 28H103ZM125 26H126V23H125V25L123 26L124 28H125ZM129 26V25H128ZM128 26H126L127 28H128ZM171 26V27H172ZM178 26V25H177ZM176 26V27H177ZM181 26H182V24H181ZM197 27H198V25H196ZM222 26V25H221ZM240 26V25H239ZM30 26H28V28H29ZM88 28H89V25L87 26ZM120 27V26H119ZM122 27V28H123ZM130 27V26H129ZM153 27V26H152ZM152 27H150V28H152ZM156 27V26H155ZM160 27V26H159ZM163 27H164V25H163ZM162 27V28H163ZM180 27V26H179ZM185 27V26H184ZM184 27H183V31H184ZM187 27V26H186ZM192 27V26H191ZM231 28L230 29H233L232 28V25L230 26ZM235 27H237V26H235ZM234 27V28H235ZM244 27V26H243ZM243 27H238V28H242L243 29ZM245 27H246V25H245ZM244 27V28H245ZM27 28V27H26ZM31 28V27H30ZM83 28V27H82ZM173 28L175 29V27L173 26ZM182 27H180V29H181ZM208 28V27H207ZM226 28V27H225ZM247 28V27H246ZM254 28V27H253ZM256 28H259V27H256ZM262 28H264V26L262 27ZM11 30L13 29L12 27L10 28ZM155 29V28H154ZM170 29V28H169ZM169 29L168 28H165V32H168V33H166V34H170L171 32H173L174 30L173 29H170V33H169ZM186 29H188V28H185V30ZM190 29L191 28H189V30H187V31H190ZM214 29V28H213ZM218 29V28H217ZM227 29V28H226ZM230 29H228V32L230 31ZM237 29V28H236ZM241 29V30H242ZM16 30V29H15ZM15 30L13 29V31H14V34H13V36H12V34L11 33H9L10 34V36L12 37V38H10V39H13V37L15 36ZM26 30V29H25ZM59 30V29H58ZM90 31L89 32H93L94 30L92 29V31H91V28L89 29ZM103 30H105V31H103ZM120 31L122 30V29H119ZM167 30V31H166ZM173 30V31H172ZM177 30V29H176ZM178 30H179V28H178ZM178 30L176 31V32H178ZM196 30V29H195ZM198 30V29H197ZM223 30V29H222ZM244 30V29H243ZM262 30V29H261ZM12 31V32H13ZM82 31H84V30H82ZM126 31V30H125ZM133 31V30H132ZM151 31V30H150ZM156 31V30H155ZM160 31V30H159ZM180 31V30H179ZM183 31H181V32H183ZM186 31V32H187ZM212 31V30H211ZM227 31V30H226ZM225 31V32H226ZM235 31V30H234ZM233 31V32H234ZM259 31V30H258ZM10 32V31H9ZM17 32V31H16ZM41 34H40V33ZM128 32V31H127ZM152 32V31H151ZM150 32V33H151ZM154 32V31H153ZM157 32H158V30H157ZM157 32H156V36H158V34H157ZM176 32H175V34H176ZM185 32V33H186ZM191 33H192V31H190ZM195 32V31H194ZM215 32H216V30H215ZM227 32V36H230L231 35V31L228 33ZM233 32H232V35H233V37H230V38H234V36L238 33L237 32V30H236V32L237 33H235L234 32V34H233ZM240 32V31H239ZM256 32V31H255ZM26 33V32H25ZM130 33V32H129ZM180 33V32H179ZM184 33V32H183ZM183 33H181V34H183ZM204 33V32H203ZM211 33V32H210ZM213 34H214V32H212ZM244 33H245V31H244ZM247 33V32H246ZM260 33V32H259ZM2 34V33H1ZM19 33L17 32V36H19L18 35ZM29 34V33H28ZM34 34H36V35H34ZM108 34H112V35H108ZM115 35L116 34H118V33H114ZM120 34H126V33H120ZM137 34V33H136ZM154 34V33H153ZM180 34V35H181ZM189 34V33H188ZM195 34V33H194ZM216 34V33H215ZM221 34H223L224 35V32H222V33H220V35ZM229 34V35H228ZM239 34V33H238ZM251 34V33H250ZM252 34H255V33H253L252 32ZM77 35V36H76ZM122 35V36H123ZM131 35V34H130ZM138 35V34H137ZM137 35H135L134 36V38L137 36ZM150 35V34H149ZM171 35H173L172 36V40H170L169 42L170 43H167V42H165V45H167V44H169V47L168 46H165L166 48L165 49H167V48H170L169 50H167L168 52L171 50L172 51V48L170 47V45L171 46H173V44H171V43H174L173 42V38H176V40L178 39V36L177 37H175L174 36V34H171ZM184 35V34H183ZM204 35H206L205 33H204ZM203 35V36H204ZM231 35V36H232ZM241 35V34H240ZM244 35V34H243ZM247 35V34H246ZM264 35V34H263ZM2 36V35H1ZM28 36H30V35H28ZM38 36V35H37ZM36 36V37H37ZM62 35H60V37H61ZM84 36V37H83ZM125 36V35H124ZM139 36V35H138ZM156 36H153L154 38L156 37ZM162 36V35H161ZM167 36V35H166ZM185 36H186V34H185ZM191 36H192V34H191ZM209 36H212V35H210L209 34ZM237 36V35H236ZM236 36H235V38H236ZM242 36V35H241ZM241 36H239V38H238V36H237V39H233V42L235 41L236 42V45L238 44V45H240V43H241V45H244V44H242V43H244V42H247L248 41V39H247V41L246 40H244V39H246L247 37H245L243 40H244V42H243V40H240V37ZM251 36V35H250ZM249 36V37H250ZM259 36V35H258ZM20 37V36H19ZM19 37L18 38H16V39H14V40H16L15 42L17 43L18 42V40L17 39H19ZM63 37V36H62ZM66 37V36H65ZM131 37V36H130ZM152 37V36H151ZM171 37V36H170ZM170 37H169V39H170ZM180 37H182V36H180ZM184 37V36H183ZM199 37V36H198ZM223 37V36H222ZM260 37V36H259ZM1 38V37H0ZM15 38V37H14ZM23 38V37H22ZM22 38H20V39H22ZM35 38V37H34ZM42 38V37H41ZM40 38V39H41ZM71 38V37H70ZM123 38V37H122ZM132 38V37H131ZM150 38V37H149ZM185 38H188V36H186ZM185 38H183V39H185ZM193 38V37H192ZM195 38V37H194ZM221 38V37H220ZM252 38H253V36H252ZM67 39V38H66ZM117 39V38H116ZM127 39H129L128 37H127ZM136 39V38H135ZM156 39V38H155ZM161 39V38H160ZM159 39V40H160ZM189 39H190V36H189ZM223 39H226L225 37L223 38ZM228 40H229V37L227 38ZM232 39H230V40H232ZM242 39V38H241ZM258 39V38H257ZM13 40V41H14ZM22 40H24V39H22ZM35 40V39H34ZM42 40V42H43V44H44V42H45V44H46V46L48 47V44L46 43V41H48V39L46 40V41H43V39H41ZM60 40V39H59ZM141 40V39H140ZM148 40V39H147ZM158 40V41H159ZM187 40V39H186ZM194 40V39H193ZM218 40H220V39H218ZM227 40V41H228ZM228 41V42H226L228 45L230 44V43H232L231 41ZM241 42H240V41ZM5 41V40H4ZM36 41V40H35ZM41 42L40 40H37V42ZM130 41V40H129ZM133 41H135V40H133ZM151 41H152V39H151ZM165 40H163V42H164ZM184 41V40H183ZM183 41H181V42H183ZM187 41H189V40H187ZM239 41V42H238ZM261 41V40H260ZM259 41V42H260ZM19 42H22V41H19ZM26 42V41H25ZM34 42V41H33ZM41 42V43H42ZM48 42H51V41H48ZM58 42V41H57ZM61 42V41H60ZM120 42V41H119ZM124 43H125V41H123ZM128 42V41H127ZM142 42V41H141ZM153 42H154V40H153ZM155 42H157V39H156V41ZM175 42H179L180 43V41L179 40H177V41H175ZM193 41L191 40V43H192ZM210 42H211V40H210ZM220 42H222V41H220ZM225 42H223V43H225ZM230 42V43H229ZM238 42V43H237ZM22 43H24V42H22ZM52 44H53V41L51 42ZM50 43V44H51ZM63 43V42H62ZM66 44H67V42H65ZM123 43V44H124ZM137 43H140V42H138V39H137ZM143 43V42H142ZM145 43V42H144ZM149 43V42H148ZM147 43V44H148ZM187 42H185V44H186ZM222 43V44H223ZM25 44V43H24ZM24 44L22 45V44H20V45H22V46H24ZM42 44V45H43ZM55 44V43H54ZM64 44V43H63ZM65 44V45H66ZM120 44H122V43H120ZM129 44H130V42H129ZM136 44V43H135ZM150 44H152V42L150 43ZM176 44V43H175ZM175 44H174V46H175ZM188 44V43H187ZM209 44V43H208ZM227 44H226V46H227ZM233 44H235V43H233ZM261 45H262V43H260ZM260 44H259V46L258 47H261V49L263 48L262 46L264 45H262V46H260ZM15 45V44H14ZM18 45H19V43H18ZM65 45H64V47H65ZM74 45V46H75ZM78 45V46H77ZM115 45V44H114ZM113 45V46H114ZM117 45V44H116ZM125 45V44H124ZM124 45H123V47H124ZM127 45V44H126ZM143 45V44H142ZM149 45V44H148ZM159 45V44H158ZM157 45V46H158ZM214 45V44H213ZM224 45V44H223ZM238 45L235 47L236 49L238 48L239 49V47L241 46H239L238 47ZM248 45V44H247ZM16 46V45H15ZM22 46L20 47V48H22ZM53 46V45H52ZM120 46V45H119ZM152 46H153V44H152ZM182 46H184V45H182ZM182 46H181V48H182ZM188 46V45H187ZM226 46H225V48H226ZM233 45H229V48L230 47H232ZM18 47V48H19ZM40 47V46H39ZM55 47H56V45H55ZM141 47V46H140ZM179 47V46H178ZM178 47H177V45H176V48L178 49ZM242 47L243 46H241V48H240V50L242 49ZM256 47V46H255ZM258 47H257V49H258ZM16 48H17V46H16ZM42 48V47H41ZM43 48H44V45H43ZM50 48V47H49ZM66 48V47H65ZM144 48V47H143ZM175 48V47H174ZM193 48H194V46H193ZM244 48V47H243ZM1 49V48H0ZM6 49V48H5ZM28 49H29V47H28ZM53 49V48H52ZM55 49V48H54ZM96 49V50H95ZM111 49V50H110ZM184 49V48H183ZM209 49V48H208ZM213 49V48H212ZM233 49V48H232ZM236 49H235V51H233L234 52V54H235V52H236ZM238 49H237V52H238ZM252 49V48H251ZM255 49V51H256V48H254ZM264 49V48H263ZM21 50H23V48L21 49ZM30 50V49H29ZM45 50V49H44ZM56 50V49H55ZM75 50V49H74ZM122 50V49H121ZM192 50V49H191ZM194 50V49H193ZM192 50V52H194ZM239 50V51H240ZM259 50V49H258ZM0 51H2V50H0ZM4 51V50H3ZM32 51V50H31ZM31 51H29V52H31ZM36 51H38V50H36ZM58 51V50H57ZM117 51V50H116ZM125 51H126V49H125ZM180 51H182V50H180ZM196 51V50H195ZM29 52H28V54H29ZM42 51H40L39 53H41ZM45 52V51H44ZM52 52V51H51ZM55 52V51H54ZM107 52V53H108ZM121 52V51H120ZM147 52V51H146ZM167 52V54H169ZM175 52H177V51H175ZM187 52V51H186ZM231 52V51H230ZM233 52H231V54L233 53ZM236 52V53H237ZM251 52V51H250ZM258 52V56H261V57H263L264 56V53H263V51H261L260 50V52H262L263 54V56L260 54V52L259 51H257ZM257 52H255V54L257 53ZM2 53V52H1ZM4 53H7V52H5L4 51ZM4 53H2V55L0 56V57H2V58H4ZM17 53V52H16ZM21 53V52H20ZM19 53V54H20ZM27 52H25V54H26ZM43 53V52H42ZM76 53V52H75ZM106 53V54H107ZM117 53H118V51H117ZM144 53V52H143ZM158 53V52H157ZM171 53V52H170ZM178 53V52H177ZM194 53H196V52H194ZM10 54V53H9ZM27 54V55H28ZM45 54V53H44ZM43 54V55H44ZM49 54V53H48ZM164 54V53H163ZM162 54V55H163ZM172 54V53H171ZM181 54H183V53H181ZM193 53H191L190 55H192ZM217 54H218V52H217ZM216 54V55H217ZM253 54H254V51H253ZM6 55V54H5ZM11 55V54H10ZM22 55V54H21ZM24 55V54H23ZM31 55H32V53H31ZM31 55L29 54V56H27V58H26V55H24L25 57L22 59V60H29V59H31ZM54 55V54H53ZM58 55H59V53H58ZM57 55V56H58ZM109 55V54H108ZM122 55V54H121ZM120 55V56H121ZM125 55V54H124ZM143 55V54H142ZM147 55V54H146ZM196 55V54H195ZM222 54H220V56H221ZM230 55V54H229ZM236 55V54H235ZM13 55H11L10 57H12ZM128 56V55H127ZM172 56V55H171ZM219 56V55H218ZM223 56V55H222ZM232 57H233V54L231 55ZM251 56V55H250ZM34 57V56H33ZM33 57H32V59H33ZM36 58H37V56H35ZM46 57H47V55H46ZM45 57V55H44V58H46ZM78 57V58H79ZM142 57V56H141ZM154 57V56H153ZM160 57H162V56H160ZM167 57H170L169 55L167 56ZM192 58V56H189V58ZM213 57H217V56H213ZM230 57V56H229ZM230 58V59H233V60H235L234 59V57L233 58ZM252 57H255V58H257V56H252ZM251 57V58H252ZM2 58L0 59V60H2ZM35 58V59H36ZM48 58V57H47ZM52 58V57H51ZM51 58H48V60L49 59H51ZM53 58H55V57H53ZM77 58V59H78ZM119 58V57H118ZM122 58V57H121ZM138 58V57H137ZM171 58V57H170ZM173 58H174V56H173ZM250 58V59H251ZM254 58V59H255ZM4 59H6V58H4ZM3 59V60H4ZM34 59V60H35ZM38 59V58H37ZM125 59V58H124ZM127 59V58H126ZM141 59V58H140ZM147 59V58H146ZM259 59H261L260 57H259ZM34 60H32V61H34ZM47 60V59H46ZM139 60V59H138ZM150 60H152V59H150ZM169 60H171V59H169ZM168 60V61H169ZM182 60V59H181ZM193 60V59H192ZM192 60H190V62L192 61ZM217 60H220V58H218ZM257 60V59H256ZM262 60V59H261ZM5 61V60H4ZM4 61L3 62H1L2 63V65H4L5 63L6 64H8V63H10V62H5L4 63ZM35 61H38V60H35ZM120 61V60H119ZM126 61V60H125ZM128 61V60H127ZM160 61V60H159ZM213 61V60H212ZM225 61H227V60H225ZM237 61V60H236ZM250 61V60H249ZM251 61H252V59H251ZM254 61V60H253ZM258 61H260V60H258ZM263 61H264V57H263ZM262 61V62H263ZM30 62V61H29ZM79 62V63H80ZM114 62V61H113ZM122 62H124V61H122ZM131 62H132V60H131ZM143 62V61H142ZM221 62V61H220ZM0 63V64H1ZM19 63H21V62H19ZM31 63V62H30ZM29 63V64H30ZM35 63V62H34ZM45 63V62H44ZM134 63V62H133ZM148 63V62H147ZM161 63V62H160ZM164 63V62H163ZM162 63V64H163ZM169 63H171V65L170 64H166V66L168 67L169 65H170V70L173 68L174 69V67L176 66V68L174 69V71L177 69V70H179L178 68H177V66H178V64H176V62H174L173 63V65H172V61L171 62H169ZM182 63V62H181ZM211 63V62H210ZM216 63H217V61H216ZM225 63V62H224ZM231 62H229V64H230ZM237 63V62H236ZM253 63V62H252ZM254 63H255V61H254ZM258 63V62H257ZM28 64V63H27ZM28 64V65H29ZM38 64H39V62H38ZM42 64H43V62H42ZM46 64V63H45ZM45 64H44V66H45ZM85 64V63H84ZM87 64V63H86ZM106 64H108V63H105V65ZM112 64V63H111ZM140 64H142V63H140ZM154 64V63H153ZM185 65H186V63H184ZM212 64V63H211ZM223 64V63H222ZM226 64V63H225ZM229 64L227 65V67L229 66ZM232 64H234V62H232ZM249 64V63H248ZM251 64V63H250ZM2 65H0V66H2ZM26 65V64H25ZM80 65V64H79ZM109 65V64H108ZM175 65V66H174ZM238 65V64H237ZM237 65H236V67H237ZM253 65V64H252ZM257 65V64H256ZM11 67H6L7 69L6 70H8V69H11L12 68V66H13V64L12 65H10ZM15 66V65H14ZM17 66V65H16ZM24 66V65H23ZM35 66H37L36 65V63H35ZM39 66V65H38ZM44 66H43V69H44ZM98 66V65H97ZM96 66V67H97ZM146 66H148V65H146ZM162 66V65H161ZM172 66H174V67H172ZM180 66V65H179ZM189 66H190V64H189ZM206 66V65H205ZM211 66V65H210ZM223 66H225V65H223ZM231 66V65H230ZM254 67H255V65H253ZM258 66H260V64L259 65H257V67ZM3 67V66H2ZM32 67H33V65H32ZM40 67V66H39ZM38 67V68H39ZM103 67H105V66H103ZM165 67V66H164ZM213 67V66H212ZM232 67H234V66H232ZM248 67H249V65H248ZM247 67V68H248ZM5 68V67H4ZM4 68H2V69H4ZM17 68H19L18 66H17ZM20 68H22V66L20 67ZM24 68V67H23ZM27 68V67H26ZM35 68V67H34ZM34 68H31V69H34ZM99 68H102V66L101 67H99ZM163 68V67H162ZM161 68V69H162ZM169 68H166V69H168L169 70ZM210 68V67H209ZM208 68V69H209ZM221 69H222V65H221V67H220ZM229 68V67H228ZM237 68H239V67H237ZM12 69H14L15 70V68H12ZM11 69V70H12ZM29 69V68H28ZM36 69V68H35ZM35 69H34V71H35ZM213 69H214V67H213ZM212 69V70H213ZM230 69H231V67H230ZM251 68H249V70H250ZM256 69V68H255ZM19 70V69H18ZM22 69H20V71H21ZM26 70L27 69H25V73H26ZM99 70V69H98ZM101 70V69H100ZM99 70V71H100ZM117 70V69H116ZM119 70V69H118ZM130 70V69H129ZM128 70V71H129ZM135 70V69H134ZM137 70V69H136ZM176 70V71H177ZM210 70H211V68L208 70L209 72H210ZM218 70H220V69H218ZM226 70H228L227 68L225 69V71ZM234 70H236L235 69V67H234ZM233 70V71H234ZM252 70V69H251ZM253 70H254V68H253ZM0 71H1V69H0ZM28 71V70H27ZM38 71V70H37ZM44 71V70H43ZM102 71H103V69H102ZM106 71V70H105ZM110 71H111V69H110ZM109 71V72H110ZM126 71V70H125ZM160 71V70H159ZM172 71V70H171ZM190 71V70H189ZM232 71V72H233ZM23 72V71H22ZM29 72H30V70H29ZM29 72H27V73H29ZM32 72V71H31ZM30 72V73H31ZM127 72V71H126ZM134 72H136V71H134ZM166 72H168L167 70H166ZM165 72V73H166ZM181 72H184V71H182V70H180V73H178L177 72V75H175L174 77V80L175 81H173V82H175V84L176 85H181L182 83H184V81L186 82V79L187 78H183V76H181ZM220 72V71H219ZM238 72V71H237ZM249 72V71H248ZM256 72V71H255ZM9 73V72H8ZM40 73L41 72H39L38 74L37 73H35V75H34V73L32 74V76L34 75L35 77H32L31 78V80H30V78H29V82H28V84L29 83H31L30 81H33L34 79H36V77L38 76V75H40ZM46 73V72H45ZM99 73V72H98ZM102 73V72H101ZM106 73V72H105ZM112 73V72H111ZM223 73H224V71H223ZM231 73V72H230ZM261 73V72H260ZM264 73V72H263ZM5 74V73H4ZM30 74V75H31ZM48 74H50V73H48ZM113 74V73H112ZM138 74V73H137ZM140 74V73H139ZM138 74V75H139ZM147 74H149V72L147 73ZM169 73H167L166 75H168ZM218 73H216V75H217ZM229 74V73H228ZM228 74H226L227 76L226 77H228L229 78V75ZM233 74H234V72H233ZM235 74H236V72H235ZM249 74H251V72L249 73ZM262 74V73H261ZM8 76H9V74H7ZM11 75V74H10ZM15 75V74H14ZM14 75H12V76H14ZM26 75V74H25ZM28 76H29V74H27ZM96 75H98L97 73H96ZM99 75H100V73H99ZM105 75V74H104ZM109 75H111V74H108V76ZM129 75V74H128ZM183 75V74H182ZM192 74H190V76H191ZM214 75H215V72H214ZM262 75H264V74H262ZM17 76V75H16ZM15 76V77H16ZM22 75H20L19 77H21ZM45 76V75H44ZM44 76H42V77H44ZM49 76H51V75H49ZM52 76H53V74H52ZM112 76V75H111ZM110 76V77H111ZM114 76V75H113ZM117 76V75H116ZM120 76H121V74H120ZM131 76V75H130ZM133 76V75H132ZM136 76V75H135ZM208 76V75H207ZM231 76V75H230ZM23 77V76H22ZM31 77V76H30ZM41 77V76H40ZM42 77H41V79H42ZM106 77V76H105ZM102 78V79H106V80H103V81H105L104 83H106V81L108 80L107 78ZM115 77V76H114ZM118 77V76H117ZM122 77V76H121ZM128 77V76H127ZM167 77H169V76H167ZM166 77V78H167ZM186 77V76H185ZM205 78H207L206 76H204ZM212 77H213V75H212ZM216 77V76H215ZM224 77H225V73H224ZM224 77H223V80H224ZM232 77V76H231ZM240 77V76H239ZM262 78H263V76H261ZM34 78V79H33ZM46 78V77H45ZM49 78V77H48ZM51 78V77H50ZM130 78V77H129ZM134 77H132V79H133ZM136 79H137V77H135ZM141 78V77H140ZM149 78V77H148ZM163 78V77H162ZM170 78H172V77H169V79ZM216 78H218V77H216ZM222 78V77H221ZM234 78V77H233ZM260 78V75H259V77H258V79ZM18 79V78H17ZM20 79V78H19ZM41 79H39V80H41ZM100 80H101V78H99ZM111 80H112V78H110ZM115 79V78H114ZM122 79H123V77H122ZM131 79V78H130ZM138 79H139V77H138ZM161 79V78H160ZM165 79V78H164ZM168 79V78H167ZM167 79H165V81L167 80ZM167 80L166 82L169 84V83H171V80H173V78L172 79H170V80ZM184 79V80H183ZM240 79V78H239ZM258 79H257V81H258ZM38 80V81H39ZM140 80V79H139ZM211 80H212V78H211ZM213 80H214V78H213ZM219 80H222V79H220L219 78ZM229 80H230V78H229ZM228 80V81H229ZM22 81H24V80H22ZM26 81H28V79L26 80ZM35 81V80H34ZM37 81V80H36ZM45 81V80H44ZM43 81V82H44ZM118 81V80H117ZM124 81H126V80H124ZM128 81V80H127ZM134 81V80H133ZM138 81V80H137ZM163 81V80H162ZM210 81V80H209ZM226 81H227V78H226V80L225 81H223L224 83H226ZM261 81V80H260ZM1 82H2V80H1ZM0 82V83H1ZM119 82H120V80H119ZM122 82H123V80H122ZM135 82V81H134ZM172 82V83H173ZM212 81H210V83H211ZM214 82H216V81H214ZM259 82V81H258ZM37 83V82H36ZM39 83V82H38ZM99 83V82H98ZM108 83H110L109 82V80H108ZM108 83H107V85H108ZM121 83V82H120ZM200 83V82H199ZM216 83H220V81L219 82H216ZM222 83V82H221ZM228 83V82H227ZM229 83H230V81H229ZM251 83H253V82H251ZM255 83H257V82H255ZM261 83V82H260ZM21 84V83H20ZM24 84V83H23ZM32 84V83H31ZM35 84V83H34ZM40 84V83H39ZM45 84V83H44ZM131 84V83H130ZM135 84V83H134ZM174 84V85H175ZM186 84V83H185ZM254 84V83H253ZM252 84V85H253ZM258 84V83H257ZM262 84H264V83H262ZM22 85V84H21ZM114 85H116V84H114ZM126 85H128V84H126ZM172 85V84H171ZM175 85V86H176ZM213 85V84H212ZM220 85H223V84H220ZM227 85V84H226ZM256 85V84H255ZM33 86V85H32ZM32 86H30V87H32ZM77 86V85H76ZM83 86V85H82ZM109 87H110V84L108 85ZM215 86H218L217 84L215 85ZM23 87V86H22ZM88 87V86H87ZM95 87H97V86H95ZM101 87V86H100ZM99 87V88H100ZM105 87V86H104ZM103 87V88H104ZM107 87V86H106ZM130 87V86H129ZM135 87V86H134ZM188 87V86H187ZM210 87H211V85H210ZM213 87V86H212ZM219 87V86H218ZM227 87V86H226ZM21 88V87H20ZM35 87H33V89H34ZM75 88H77L78 90L77 91H79V88L78 87H75ZM98 88V87H97ZM96 88V89H97ZM108 88V87H107ZM107 88H105V90L107 89ZM121 88H123L124 89V86H121ZM162 88V87H161ZM205 88H207L206 86H205ZM214 89H215V87H213ZM223 88V87H222ZM31 89V88H30ZM33 89H32V91H33ZM73 89V88H72ZM89 89V88H88ZM132 89V88H131ZM138 89H140V87L138 88ZM137 89V90H138ZM173 89V88H172ZM183 89H184V86H183ZM182 89V90H183ZM264 89V88H263ZM5 90V89H4ZM65 90V89H64ZM76 90V89H75ZM74 90V91H75ZM85 90V89H84ZM91 90V89H90ZM111 90V89H110ZM115 90H119V89H115ZM128 90H130V89H128ZM174 90L176 91V88H174ZM187 90V89H186ZM201 90H203V89H201ZM6 91H7V89H6ZM29 91V90H28ZM68 91H69V89H68ZM76 91V92H77ZM80 91H81V88H80ZM97 91H99V90H97ZM97 91H95V93H97ZM125 91H126V89H125ZM124 91V92H125ZM142 91V90H141ZM184 91V90H183ZM207 91V90H206ZM209 91H210V89H209ZM260 91V90H259ZM258 91V92H259ZM71 92H72V90H71ZM70 92V93H71ZM87 92H90V91H87ZM93 92V91H92ZM107 92V91H106ZM108 92H109V90H108ZM129 92V91H128ZM140 92V91H139ZM3 93V92H2ZM7 93H9L8 91H7ZM65 93V92H64ZM82 93V91L80 92V94ZM84 93V92H83ZM105 93V92H104ZM119 93H120V91H119ZM137 94H138V91L136 92ZM156 93H158V92H156ZM181 93V92H180ZM202 93V92H201ZM201 93H199V94H201ZM208 92H206L205 94H207ZM1 94V93H0ZM4 94V93H3ZM5 94H6V92H5ZM11 94V93H10ZM79 94V92L76 94L75 93V96H74V94L72 95V98H73V101H74V103L75 102H77V101H75L74 100V98H76L77 100H79L78 98H77V96L76 95H78ZM90 94H91V92H90ZM98 94H100V93H98ZM121 94H122V92H121ZM172 94V93H171ZM173 94H175V93H173ZM184 94V93H183ZM259 94V93H258ZM2 95V94H1ZM65 95H66V93H65ZM70 95V94H69ZM88 95V94H87ZM94 95H96V94H94ZM93 95V96H94ZM107 95V94H106ZM105 95V96H106ZM117 95H119L118 93H117ZM124 94H122V96H123ZM135 95V94H134ZM140 95V94H139ZM4 96V95H3ZM30 96V95H29ZM80 96H82V95H80ZM92 96V97H93ZM100 96V95H99ZM109 96V95H108ZM115 96H116V94H115ZM136 96V95H135ZM173 96V95H172ZM201 96V95H200ZM9 97H10V95H9ZM64 97V96H63ZM70 97V96H69ZM79 97V96H78ZM82 97H84V94H83V96ZM85 97H86V93H85ZM88 97V96H87ZM89 97H90V95H89ZM123 97H125V95L123 96ZM131 97H133V96H131ZM5 98V100H6V98L7 99H9L8 97H7V94H6V96L4 97ZM25 98V97H24ZM23 98V99H24ZM116 98V97H115ZM134 98V97H133ZM132 98V99H133ZM202 98H203V95H202ZM29 99V98H28ZM83 99V98H82ZM85 99V98H84ZM116 99H118V98H116ZM123 99V98H122ZM135 99H136V97H135ZM135 99L133 100V101H135ZM69 100H71V97L69 98ZM88 100V99H87ZM93 100H95V101H97V103L99 104V102H98V100H96V98L95 99H93ZM125 102L127 101V103H128V100L125 98V99H123ZM137 100V99H136ZM170 100V99H169ZM8 102H9V100H7ZM58 101V100H57ZM64 102L63 103H65L66 101H65V99L63 100ZM84 101V100H83ZM89 101V100H88ZM88 101H86V102H88ZM100 101V100H99ZM118 101V100H117ZM204 101H206V100H204ZM204 101H203V103H202V105H204ZM69 102H71V101H69ZM119 102V101H118ZM120 102H122V100L120 101ZM162 102H163V104L165 103L164 101H161V105H163L162 104ZM72 104V102H71V104L72 105H74V107H75V104ZM89 103H95V102H91V101H89ZM88 103V104H89ZM96 103V104H97ZM116 103V102H115ZM136 103V102H135ZM138 103H140V102H138ZM170 103V102H169ZM9 104V103H8ZM11 104V103H10ZM59 104H61V103H59ZM67 104V103H66ZM70 104V105H71ZM79 103L77 102V104L76 105H78ZM87 104V105H88ZM97 104V105H98ZM134 104V103H133ZM206 104V103H205ZM216 104H217V102H216ZM11 105H13V104H11ZM47 104H45V106H46ZM63 105V104H62ZM61 105V106H62ZM71 105V106H72ZM93 105V104H92ZM96 105V106H97ZM127 105V104H126ZM125 105V106H126ZM135 106H136V104H134ZM195 105V104H194ZM199 105H200V103H199ZM198 105V106H199ZM254 105V104H253ZM1 106V105H0ZM69 106V105H68ZM67 106V107H68ZM96 106H95V108H96ZM100 106H101V104H100ZM119 106V105H118ZM124 106V105H123ZM134 106V107H135ZM139 106V105H138ZM156 106V105H155ZM157 106H160L159 105V103H158V105ZM164 106V105H163ZM201 106V105H200ZM204 106H206V105H204ZM216 106V105H215ZM252 106V105H251ZM13 107V106H12ZM50 107V106H49ZM66 107V108H67ZM83 107V106H82ZM89 107H90V105H89ZM120 107V106H119ZM160 107H162V106H160ZM159 107V108H160ZM208 107L210 108V104L208 105ZM47 108V107H46ZM72 108V107H71ZM100 108L101 107H97L96 108V112H98L97 111V109H99V111H100ZM127 108V107H126ZM198 108V107H197ZM204 108V107H203ZM207 108V107H206ZM251 108V107H250ZM5 109V108H4ZM7 109V108H6ZM48 109H50V108H48ZM74 109H76V108H73L72 110H73V112L75 113L74 115H75V117H74V115L72 116L73 118L72 119H74V120H77V121H72L73 123H72V128L74 127L75 128V124H76V122L78 123H80V121H82L81 120V118H79V119H77L78 118V116H79V114H77V117H76V112L77 113H79V111H80V107L78 108V109H76L75 111H74ZM83 109V108H82ZM89 109H91V108H89ZM122 109V108H121ZM167 109V108H166ZM228 109V108H227ZM57 110V109H56ZM61 110H62V108H61ZM61 110L59 111V114L61 113ZM79 110V111H78ZM132 110V109H131ZM213 110V109H212ZM220 110V109H219ZM229 110V109H228ZM253 110H254V108H253ZM2 111H3V109H2ZM8 111V110H7ZM63 111V110H62ZM83 111V110H82ZM89 111V110H88ZM107 111V110H106ZM122 111H123V109H122ZM158 112H159V109L157 110ZM198 111V110H197ZM204 111H206V110H204ZM203 111V112H204ZM232 111V110H231ZM240 111H242V110H240ZM1 112V111H0ZM63 112H65V111H63ZM70 112V111H69ZM85 112H87V111H85ZM90 112V111H89ZM102 113H103V111H101ZM145 112V111H144ZM213 112V111H212ZM235 112V111H234ZM2 113V112H1ZM8 113V112H7ZM68 113V112H67ZM66 113V114H67ZM82 113V112H81ZM152 113H156V111L154 112V111H152ZM167 113H168V111H167ZM223 113V112H222ZM229 113H231V112H229ZM4 114V113H3ZM64 114V113H63ZM83 114V113H82ZM89 114V113H88ZM125 114V115H124ZM124 114L123 115H121V116H123V118H122V120L124 119V118H126L125 116H127V114H126V112H124ZM129 114L130 113H128V117H129ZM133 114V113H132ZM205 114V113H204ZM206 114H207V112H206ZM233 114V113H232ZM5 115H7V114H5ZM11 115V114H10ZM65 115V114H64ZM64 115L62 116V114H61V117H63V119H68V118H64ZM81 115V114H80ZM99 115V114H98ZM102 115H104V114H102ZM106 115V114H105ZM104 115V116H105ZM143 115H144V113H143ZM142 115V116H143ZM157 115H158V118H159V113H157L156 114V116L154 115H148V116H150L149 117V119L147 118V120H145L144 122H143V125H141L140 127H138L139 129L138 130H136L137 131V133H136V131H134V133H133V135H132V137H130V143H132L133 141H135V140H138V141H142L141 143H143V141L145 142V139H147L148 137L150 138L151 136L153 137V139H151V141H150V143L147 145V146H145V144L147 143V141H146V143L144 144V146L146 147L145 148V151L143 152L144 153V157H143V159L140 161V165H138V167L141 169V171L142 172H140L139 171V168H138V170H137V167L135 168V164H136V161L137 162H139L138 160H134V164H133V159L131 158L130 159V161H129V163L128 164H126V166H125V168H123V170H120V171H118V173H116V171H115V174H116V176H115V174H113L111 177H113L114 179H111V177H110V179L108 178V176H109V174L107 175V178L105 179V182H106V184L105 185H103V187H102V190H100L101 191V193L102 194H104V192L105 191H107L108 193L110 192L113 196H119L120 194H122L121 192H123V186H125V184H126V182H128L127 181V177L129 176V177H131V174H135L134 176H132L131 177V179H133V180H135L134 182L136 183V180H137V182H143L144 180H148V179H154V178H157V176H158V174L160 173V171H162V167L159 165V164H164L165 165V163H163L164 162V160H162V158H164V157H162V158H160L159 156H161L160 155V153L161 152H159L158 150H160V149H158L159 147L161 148L162 146H163V144H165L164 142H166V137H165V129H166V126L168 125L167 124V121H166V123H165V121H161L162 122V124H161V126H160V130L158 131L159 133L158 134H160L159 136H154V135H149L150 134V131L149 130H151V129H149V128H147L146 127V129H145V126H144V124H145V122L146 123H148L149 122V125L151 126H154L155 124L157 125L158 123H155L154 124V122H158V121H156L155 120V117H157ZM168 115V114H167ZM173 115V114H172ZM171 115V116H172ZM181 115V114H180ZM224 115H226V114H224ZM238 115V114H237ZM12 116V115H11ZM39 116V115H38ZM37 116V117H38ZM60 116V115H59ZM68 116V115H67ZM66 116V117H67ZM82 116V115H81ZM104 116H102L103 117V119L105 118L106 119V117H104ZM107 116V115H106ZM109 116H110V118L112 117V115H109L108 114V118H109ZM132 116V115H131ZM131 116H130V118L129 119H131ZM153 116V117H152ZM204 116H206V115H204ZM235 116V115H234ZM16 116H14L13 118H15ZM36 117V118H37ZM50 117V116H49ZM71 117V116H70ZM87 117V116H86ZM86 117H85V119H86ZM92 117V119L94 118L93 116H91L90 115V118ZM96 117V116H95ZM163 117H165L166 118V116H163ZM162 117V118H163ZM179 117V116H178ZM177 117V118H178ZM228 117V116H227ZM233 117V116H232ZM237 117V116H236ZM1 118V117H0ZM10 118V117H9ZM59 118V117H58ZM89 118V117H88ZM107 118V119H108ZM109 118V119H110ZM113 118V117H112ZM132 118H133V116H132ZM142 118V117H141ZM152 118V119H151ZM161 118V117H160ZM174 118H176V117H174ZM174 118L172 119V120H174ZM209 118V117H208ZM207 118V119H208ZM234 118V117H233ZM25 119V118H24ZM28 119H31V118H29L28 117ZM39 119V118H38ZM37 119V120H38ZM52 120L54 119V118H51ZM60 119V118H59ZM63 119H62V121H63ZM91 119V120H92ZM95 119H97V117L95 118ZM104 119V120H105ZM108 119V121H110ZM167 119V118H166ZM169 119V118H168ZM179 119V118H178ZM181 119V118H180ZM14 121H15V124H16V119H13ZM33 120V119H32ZM56 120V119H55ZM65 120V121H66ZM88 122H90L88 119H86ZM112 121H114V119H111ZM160 120H162V119H160ZM165 120V119H164ZM170 120V119H169ZM176 120V119H175ZM174 120V121H175ZM210 120V119H209ZM208 120V121H209ZM9 121V120H8ZM27 121V120H26ZM34 121V120H33ZM49 122H50V125L51 124H53L50 120H48ZM48 121H46V122H48ZM65 121H63V122H65ZM68 121V120H67ZM67 121H66V123H65V126L63 125V122H61V125H63L64 127H66V132L68 133L67 134V139L65 138L64 139V142H65V140H66V142L68 143V145L66 144V142H65V146H63V148H60V146H57V147H55V148H50L49 146H48V144L47 145H45V144H43V146H42V144H41V146H40V143H38L37 141H36V137H37V135L38 134H36V133H40L39 132V130L37 131V132H35V130L37 129L36 127H34L33 126V128H35L34 130H33V128L31 127L32 125H29L30 126V128L29 127H24V128H20V126H21V123L20 124H18V126H16L15 125V127L16 128H18V130L17 131H13V133H11V134H9V135H6L7 136V138L8 139H6L4 136L5 135H2L1 133H0V135H2V137L3 138H1V136H0V226H2L3 228H5V227H7L6 229H8V227L10 226V225H12V226H16V229H18L17 231L19 232L18 234H20L21 235V232H22V227L23 226H25V225H27V224H35V223H38V225H41V223L40 222H47L46 220H48L49 221V219L52 217L51 215H52V213L54 212V213H56V212H58L59 210H61V209H63V208H65L66 206H69L70 204H72L73 202H74V200L76 199V197H78L79 195V197L78 198H81L84 194H85V192H86V182H84V179H95V178H103L101 175H98V176H95L97 173H98V171L101 169V167H102V165L103 164H105L106 163V159H107V157H108V155L109 154H111V153H109L108 152V150L109 149H111L112 148V150H113V147H114V145H115V143H117L116 145H115V149H116V147H117V145H118V143H120V139L118 138V136L120 137V135H118L117 137H116V135L117 134H114V131H116L115 129H114V124H113V122L110 124H108V126L109 127H111V129H105V126L103 127V123L102 122H99V124H98V126H92V127H88V129H86V132H84L85 131V129H83L82 128V131L81 132H77V133H74L73 132V134H69V132L67 131V128H68V126H66L68 123H67ZM100 121V120H99ZM107 120H106V122H108ZM130 121L131 120H128V124H127V126H129V123H130ZM153 121V122H152ZM182 121V120H181ZM207 121V122H208ZM56 122V121H55ZM88 122H86L85 121V124H87ZM111 122V121H110ZM123 122L126 124V120H123ZM164 122V123H163ZM176 122V121H175ZM200 122V121H199ZM203 122V121H202ZM213 122V121H212ZM211 122V123H212ZM3 123V122H2ZM17 123H19V121L17 122ZM91 123H92V121H91ZM91 123H89V126H91ZM95 123V122H94ZM173 123L174 122H172V125L171 126H173L174 127V125H173ZM201 123V122H200ZM6 123L4 122V125H5ZM46 124V123H45ZM48 124V123H47ZM84 124V125H85ZM113 124V125H112ZM154 124V125H153ZM192 124V123H191ZM195 124V123H194ZM196 124L198 125V121L196 120ZM1 125V124H0ZM56 125V124H55ZM83 125V126H84ZM93 125V124H92ZM196 125V126H197ZM209 125V124H208ZM3 126V125H2ZM25 126H27V125H25ZM47 126V125H46ZM51 126H54V125H51ZM123 126V125H122ZM125 126V125H124ZM192 126H193V124H192ZM1 127V126H0ZM5 127V126H4ZM22 127H23V124H22ZM57 126H55V128H56ZM64 127L62 128V130L64 129ZM87 127V126H86ZM113 127V128H112ZM126 127V126H125ZM170 127V126H169ZM199 127V126H198ZM215 127V126H214ZM8 127H6V130H8L7 129ZM10 128V127H9ZM54 128V127H53ZM53 128H49V129H51V131H52V129ZM73 128V129H74ZM155 128H158V127H155ZM165 128V129H164ZM177 128V127H176ZM207 128H209L208 126H207ZM11 129V128H10ZM72 129V130H73ZM124 129V127L122 128V131H124L123 130ZM145 129V130H144ZM170 129V128H169ZM173 128H171L170 130H172ZM202 129V128H201ZM200 129V130H201ZM205 129V128H204ZM214 129V128H213ZM2 130H4V128L2 129ZM11 130H13V127H12V129ZM11 130H9L10 132H11ZM65 130H64V132H65ZM125 130H127V128H125ZM144 130V131H143ZM170 130H168L169 132H170ZM181 130V129H180ZM50 131V132H51ZM54 132L56 131L55 129L53 130ZM76 131V130H75ZM139 131H143L144 132V135L143 134H141V136H145V133L147 134V137L146 138H144V137H140V134H139V136H138V133H139ZM152 131H154V130H152ZM4 132V131H3ZM9 132V133H10ZM57 132V131H56ZM84 132V133H83ZM140 132V133H141ZM5 133H7V131L5 132ZM34 133H35V135H34ZM52 133V132H51ZM62 133H63V131H62ZM70 133H72V132H70ZM83 133V134H82ZM116 133H117V131H116ZM124 133V132H123ZM178 133V132H177ZM54 134V133H53ZM65 135H66V133H64ZM64 134H63V136H64ZM153 134V133H152ZM170 134V133H169ZM181 134V133H180ZM40 135H41V133H40ZM55 135H57V134H55ZM60 135V134H59ZM167 135V134H166ZM34 136H35V138H34ZM177 136H179V135H177ZM54 137H56V136H54ZM137 137H139L138 139H137ZM167 137H169V135L167 136ZM58 138V137H57ZM251 138V137H250ZM46 139H44L43 141H45ZM42 141V142H43ZM119 141V142H118ZM250 140H248V142H249ZM228 142V141H227ZM47 143V142H46ZM44 145L45 146H48V149H45V148H47V147H44ZM112 145H113V147H112ZM177 145V144H176ZM225 145V144H224ZM227 145V144H226ZM40 146V147H39ZM62 146V145H61ZM133 146V145H132ZM223 146V145H222ZM44 147V148H43ZM129 147H131L130 146V144H129ZM177 148H178V145L176 146ZM175 147V148H176ZM226 147V146H225ZM50 148V149H49ZM142 148H144V147H142ZM155 148H157V150H155ZM131 149V148H130ZM179 150H180V147L178 148ZM178 149H176V150H178ZM225 149H229V148H225ZM111 151V150H110ZM115 152V151H114ZM155 152V153H154ZM156 152L157 153H159V155H158V159L160 158V161H162V163L160 162V161H158L157 159H156ZM179 152V151H178ZM224 152H225V150H224ZM172 153H173V151H172ZM130 154L131 153H129V152H127V156H130ZM133 154V153H132ZM131 154V156L133 157L134 155H132ZM142 154V153H141ZM178 154V153H177ZM225 154H228V153H226L225 152ZM126 155V154H125ZM142 156V155H141ZM163 156V155H162ZM172 156V155H171ZM174 156H176V155H174ZM220 156V155H219ZM222 156H224L223 154H222ZM123 157V156H122ZM130 158V157H129ZM135 158V157H134ZM124 159V158H123ZM140 159V158H139ZM173 159V158H172ZM210 159H213V162H215V158H210ZM229 160V159H228ZM228 160L226 161V165H224L225 167L227 166V162H228ZM172 161V160H171ZM175 161V160H174ZM217 161V163L218 164H220V161L219 160H216ZM234 162V161H233ZM126 163V162H125ZM172 163V162H171ZM137 164H139V163H137ZM173 164H176L175 162H173ZM190 164H193V163H189V165ZM210 164V163H209ZM208 164V165H209ZM231 164V163H230ZM229 164V165H230ZM158 165V166H157ZM228 165V166H229ZM232 165V164H231ZM166 166V165H165ZM165 166H163V167H165ZM175 166V165H174ZM173 166V167H174ZM180 166H182V165H180ZM184 166V165H183ZM187 166V165H186ZM197 166H199V165H197ZM201 166V165H200ZM210 166H216V168L218 167V168H220V165L219 166H217V164H212L211 163V165ZM210 166H208V168H210ZM228 166L226 167V168H228ZM169 168H170V166H168ZM191 167V166H190ZM193 168L195 167V166H192ZM207 167V166H206ZM233 167H235V166H233ZM182 168H184V167H182ZM178 169V170H183V169ZM187 168V167H186ZM197 168H199V167H197ZM224 168V167H223ZM222 168V169H223ZM231 168H232V166H231ZM188 169H190V168H188ZM200 169V168H199ZM185 170V169H184ZM196 170V169H195ZM214 170V169H213ZM223 170H227V169H223ZM230 170V169H229ZM168 171V170H167ZM187 171V170H186ZM112 172V171H111ZM114 172V171H113ZM185 172V171H184ZM183 172V173H184ZM203 172V171H202ZM225 172H227V171H225ZM235 172V171H234ZM233 172V173H234ZM109 173V172H108ZM180 173H181V171H180ZM186 173V172H185ZM195 173H197V171L195 172ZM101 174V173H100ZM107 174V173H106ZM204 174H206V171L204 172ZM118 175V176H117ZM105 176V175H104ZM152 176H154V177H152ZM129 177H128V180L129 181H131V179H129ZM201 177V176H200ZM180 178V177H179ZM163 179V178H162ZM125 180H126V182H125ZM133 180H132V182H130V185H129V187L128 188H130V186H131V188L135 185L134 184V182H133ZM87 181V180H86ZM93 181V180H92ZM125 182V183H124ZM139 182V183H140ZM131 183H133L132 185H131ZM139 183H137V184H139ZM97 184V183H96ZM141 184V183H140ZM127 186H128V183H127ZM99 187V186H98ZM97 187V189H99ZM134 187H136V186H134ZM95 188H96V186H95ZM125 188V187H124ZM137 188V187H136ZM101 189V188H100ZM125 189H127V188H125ZM130 190V189H129ZM128 191V190H127ZM106 192V193H107ZM126 192V191H125ZM105 193V194H106ZM116 193H120V194H116ZM107 195V194H106ZM105 195V196H106ZM109 196H111V195H109ZM84 197V196H83ZM260 199V198H259ZM263 199H264V197L261 199V203L263 202ZM260 201V200H259ZM258 203V202H257ZM264 203V202H263ZM258 204H260V203H258ZM249 206V205H248ZM252 205L250 204V206L249 207H251ZM262 206V205H261ZM236 207H238V206H236ZM236 207H234V208H236ZM249 207H247V208H249ZM239 208V207H238ZM259 208V212H260V207H258ZM257 208V209H258ZM254 209V206L252 207V210ZM239 211V209H235V211ZM249 210H251V208H249ZM251 210V211H252ZM227 211L228 212H231L232 210L230 209V211L227 209ZM237 211V212H238ZM251 211H249L250 212V217H251ZM254 212H253V215H254V213H257L255 210H253ZM60 212V211H59ZM249 212H248V215H249ZM53 213V214H54ZM240 213V212H239ZM231 214V213H230ZM232 214H234L233 213V211H232ZM22 215L24 216V219H23V217H22ZM55 215V214H54ZM229 215V214H228ZM237 215V214H236ZM260 215V214H259ZM259 215H256V216H259ZM44 216V217H43ZM230 217H232L231 215H229ZM234 216V215H233ZM245 217V216H244ZM253 218H249L250 220L252 219L253 221H254V217H255V215L254 216H252ZM46 218H49V219H46ZM223 218H224V216H223ZM234 218V217H233ZM257 218V217H256ZM255 218V219H256ZM258 218H261V216H259ZM45 219V220H44ZM216 220H218V222H219V220H221L220 218H215ZM215 219H211V224H213V225H215L214 224V222H217V221H215ZM231 219V218H230ZM51 220V219H50ZM214 220V221H213ZM233 220V219H232ZM258 220H260V219H258ZM224 221H226L227 222V219H225ZM239 221V220H238ZM241 221V220H240ZM262 221L264 222V220H263V218H262ZM213 222V223H212ZM233 222V221H232ZM256 222H258V221H256ZM260 222V221H259ZM220 223V222H219ZM219 223H218V226H219ZM262 223V222H261ZM46 224V223H45ZM228 224V223H227ZM237 224H238V222H237ZM239 224L241 225V222H239ZM238 224V225H239ZM263 224V223H262ZM35 225H37V224H35ZM37 225V226H38ZM42 225H44V224H42ZM207 225H209V223L207 222ZM232 225V224H231ZM230 225V226H231ZM246 225H247V223H246ZM254 225V224H253ZM253 225H250V227H251V229H254V227H253ZM255 225H256V223H255ZM11 226V227H12ZM221 226H223L224 227V225H221ZM260 226V224L259 225H257V227H259ZM2 227H0V229L2 228ZM26 227V226H25ZM39 227H41V226H39ZM38 227V228H39ZM205 227H207V228H209V226H205ZM227 227V226H226ZM253 227V228H252ZM202 228V227H201ZM217 228V227H216ZM222 227H220V229H221ZM237 228V227H236ZM241 228H242V226H241ZM262 228H263V225H262ZM222 229H225V228H222ZM259 229L261 230V228L259 227ZM259 229H255V230H257L256 231V233H254V230H252V238H254V239H252V241L254 240L255 242H256V239H259L260 237H262V236H264V235H262V236H259V234L258 235H256L260 230ZM264 229V228H263ZM1 230H3V229H1ZM21 230V231H20ZM207 230V229H206ZM209 230H210V228H209ZM245 230V229H244ZM243 230V231H244ZM8 231H10V230H8ZM16 231V230H15ZM203 231H204V227H203ZM221 232H222V230H220ZM225 231H226V229L225 230H223V232H222V234H225L224 236H226L227 234V232H229L228 230L226 231V233H225ZM2 232V231H1ZM4 232V231H3ZM7 232V231H6ZM5 232V233H6ZM24 232V231H23ZM199 232L201 233L202 231H200V229H199ZM208 232V231H207ZM203 233V232H202ZM209 233H211V232H209ZM230 233H231V231H230ZM234 233H236V231L234 232ZM238 233V232H237ZM236 233V234H237ZM250 233V232H249ZM248 233V234H249ZM3 234V233H2ZM7 234V233H6ZM199 234V233H198ZM208 234V233H207ZM218 235H222V234H219V231H218V233H217ZM253 234H255V236L253 235ZM4 235V234H3ZM25 235V234H24ZM23 235V236H24ZM201 235V234H200ZM203 235V234H202ZM201 235V236H202ZM212 235V234H211ZM210 235V236H211ZM215 235V237H216V234L215 233H213V236ZM230 234L228 233V235L227 236H229ZM234 235V234H233ZM232 234H231V236H233ZM237 235H239V234H237ZM237 235H236V237H237ZM6 236V235H5ZM19 236V235H18ZM17 236V237H18ZM22 236V235H21ZM21 236H20V238H21ZM26 236H27V234H26ZM26 236H24L25 238H26ZM193 236V238H195V235H192ZM223 236V235H222ZM226 236V238H228ZM240 236V235H239ZM2 237H4V236H2ZM1 237V239H4V238H2ZM14 237V236H13ZM12 237V238H13ZM16 237V236H15ZM199 237V236H198ZM215 237H210V241L209 240H207V239H209V237L207 238V239H205L206 237H204L203 238V236H202V241H203V239L204 240H207V241H209L208 243H209V245L210 246H213L214 245V243H217L218 242V244L219 243H223L224 244V242H221L220 240V242L219 241H217V239L213 242V241H211L212 240V238H215ZM218 237V236H217ZM257 237V238H256ZM259 237V238H258ZM23 238V237H22ZM190 238H192V237H190ZM192 238V239H193ZM200 238V237H199ZM198 238V239H199ZM225 238V240H227ZM230 238V237H229ZM228 238V239H229ZM232 238H234V237H231L230 239H232ZM245 238L246 237H243L242 239H243V241H244V247H246V245L245 244H247V245H250V243H245V242H248L247 241V238H246V241H245ZM11 239V238H10ZM13 239H16V238H13ZM18 239V238H17ZM235 239V238H234ZM236 239H238V237L236 238ZM261 239H263V237L261 238ZM261 239H259V240H261ZM199 240H201V239H199ZM233 240V239H232ZM239 240V239H238ZM264 240V239H263ZM263 240H261L262 241V244H263ZM3 241V240H2ZM14 241H16V240H14ZM20 241V240H19ZM19 241H16L15 243H18ZM189 241V240H188ZM193 241L195 242V240L193 239ZM229 241V240H228ZM253 241V243L255 244V242ZM261 241H260V244H261ZM4 242H6V241H4ZM22 242V241H21ZM189 242H191V241H189ZM206 242V241H205ZM232 242V241H231ZM242 242V241H241ZM3 243V242H2ZM20 243V242H19ZM19 243L17 244V246L19 245ZM204 243V242H203ZM208 243H205V244H208ZM234 243H237L236 241L234 242ZM257 243V242H256ZM1 244V243H0ZM21 244V243H20ZM195 245L194 246H192V245H185L186 247V251H185V253H187V259H188V261L187 262H182V263H180V262H178L177 264H222L223 262V264H226V261H230L232 258H234V256H232V258H231V255L230 256H228L227 255V257H228V260H226V257H224L225 258V261H223L222 262V260L224 259H221V260H219L220 258H222V256L220 257V255H218L217 253H213L214 251V249L212 250L210 247L208 248V245H206L207 246V248H206V246L203 244L202 246H201V242H198L197 244L196 243H194ZM213 244V245H212ZM238 244V243H237ZM240 244V247H238L237 249L235 248V247H237L236 245H234L235 247L233 248V252L235 253H237V252H240V250L242 251V254H244V253H247L246 251L245 252H243L244 250H246V249H244L243 250V246H241L243 243H239ZM259 244V243H258ZM226 245V244H225ZM224 245V246H225ZM255 245H257V244H255ZM12 246V245H11ZM15 246H16V244H15ZM21 246V245H20ZM20 246L19 247H17V249L19 250V248H20ZM189 246H191V247H189ZM215 246V245H214ZM222 246V245H221ZM228 245H226V247H227ZM258 246V245H257ZM256 246V247H257ZM263 246H264V244H263ZM188 247V248H187ZM217 249H218V245H216L215 246ZM247 247H249V246H247ZM253 248H255V247H252V249ZM259 248V247H258ZM8 249H11V247H9ZM238 250V251H236V250ZM240 249V250H239ZM260 249V248H259ZM264 248H262V249H260L261 251L263 250ZM12 250H14V249H12ZM208 250H210V252L212 251V253H210ZM254 250V249H253ZM216 251H218L219 252V250H216ZM227 251H228V249H227ZM225 252V253H229L230 254V251L229 252ZM248 251V250H247ZM251 251V250H250ZM252 252V251H251ZM255 252V251H254ZM252 252V253H250V254H252V255H254V257H255V253H257V252ZM249 253V252H248ZM254 253V254H253ZM7 254V253H6ZM209 254V255H208ZM208 255V257H206V256ZM223 255V254H222ZM238 255V254H237ZM259 255L261 256L262 254L260 253H258L256 256H258L259 257ZM235 256H236V254H235ZM240 256H242L241 254H240ZM254 257L252 258V259H254ZM262 258H263V260L259 257V260H262V262H264V255H262L261 256ZM238 258H239V256H238ZM241 258V257H240ZM256 258V257H255ZM242 259V258H241ZM240 259V260H241ZM177 260V259H176ZM233 260H235V258L233 259ZM239 260V259H238ZM250 260V259H249ZM256 260H257V262H258V259L256 258ZM235 261H237V260H235ZM234 261V262H235ZM255 260H253V262H254ZM231 262H233V261H231ZM261 262V261H260ZM261 262V264H263ZM116 263H118V262H116ZM123 263V262H122ZM176 263V262H175ZM228 263V262H227ZM125 264V263H124ZM164 264H165V262H164ZM168 264H170V263H168ZM228 264H230V262L228 263ZM233 264V263H232ZM259 264V263H258Z\"/></svg>",
    "mask_w": 264,
    "mask_h": 264
}]
</instances>
